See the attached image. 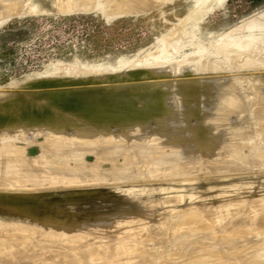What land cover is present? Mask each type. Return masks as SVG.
Here are the masks:
<instances>
[{
	"label": "rangeland",
	"instance_id": "obj_1",
	"mask_svg": "<svg viewBox=\"0 0 264 264\" xmlns=\"http://www.w3.org/2000/svg\"><path fill=\"white\" fill-rule=\"evenodd\" d=\"M5 1H7V0H5ZM13 1L14 0H10V1L8 0V2H10L12 5H14L13 3L17 4L19 2L18 0L14 1V2ZM22 1H24V0H21V2ZM74 1L72 3L73 6L68 7L67 10H66V8H59V9L55 8L56 11H54V10L51 11V9L49 11L47 9V10H45V12L44 11L43 12L42 11L41 12H36V11H32V12L29 11L28 12V10H26V9H28V8H26V6H25V9H23L24 7L23 8L21 7L23 2L20 6V9L16 10L17 8H19L18 4H20L21 3L20 2L17 4L18 6H16V7L12 6V8H14V10L12 9L13 12H11L12 11L11 10L10 11L11 13L9 12L7 14H2L3 16L0 15V95H1V93L6 91L5 96H4V94H2L1 95L2 97L0 96V99L4 100V102H6L7 101L6 100V94L10 95L11 94L10 92L13 93V92L19 91L22 93V95L25 96L26 101H37V102L39 101L40 103H46L47 99L49 98V99L53 100L55 103H59V100H61V98H60L61 94H63V95L65 94L64 91H62L61 93L59 90L57 91V89L59 87H55L56 89L53 88L52 89L53 91L51 89L45 90V89L40 88L41 91L40 90L39 91L44 94V95L43 94L41 95V93H38L39 92L38 90H37L38 92L37 91L35 92V87L32 85V84L36 83L35 81H37L35 79V78H37V76H33V72L45 71L46 68H47L46 69L47 70L46 76H51V77L53 76V78L60 79V80L67 79V82L69 79H72V80L74 79V81H76V83L78 82L77 83L78 86L75 88L72 86V85H74L73 81H72L73 84H71V81L69 80V82H70L69 84H70V86H72V88L69 87L68 83L65 82L66 86L69 88V89L66 88L65 92H67V90L71 91V89L72 90L77 89V91H79V82H80V87H81L80 90H82L85 85H88L87 87L90 88L91 86H89V85L92 82L90 80H93L92 83L93 84L96 83V85L99 86L98 88L100 90L101 84H99V81H98V84H99L98 85L97 82H95V81H97V79H98L97 77H102V79L106 82V84H105V82H104V84L102 83V87H104V85H106L107 88H110L109 91H113V93L115 94V96L117 98L120 94V96H119L120 100L123 99L126 104L123 103L122 100L120 101L119 99L115 98L114 94L110 93L107 89L104 90L103 88H101L104 91L109 92V93H107V92L104 93V91H102V93H101L102 95H101L99 93L100 91L97 90L98 89L97 88L95 91L96 93L94 92L97 95V96H95V94L92 91L95 90V88L97 86H92V89H89V90H91V92L88 91V89L85 87L84 89L87 90L86 91L87 96H85V97L88 98L89 95L90 96L92 95L91 96L92 98H93V96L98 97V98H100L99 99L100 101L105 102V104L108 103L106 106L103 102H101L102 104L105 105V107H108V105H109L110 108L109 107L108 108H109V110L111 109L110 112H111L112 118H109V123L110 122L111 123L107 124V127H109V129H113V128L116 129L117 128V130H119V131L115 130L116 131V132L114 131L115 134H117L118 132H119V134H121L120 131L122 132V134H124V132L127 131L126 134H124V135H127V133L128 134L131 133L129 135L132 137H129L127 135L128 136L127 138H132V139L129 142V140L119 139V138H121L122 134L121 135H119V134L115 135V137L118 136V138L117 137L116 138L119 139L120 141L119 140L116 141L115 137H113L111 139L113 143L112 142L109 143L110 140H108V143L107 142L106 143H107V147L110 146L109 148H111V149L113 147L115 152H117V153H119L121 151V149L123 150L119 153V155L117 154V156H116V153H114V152H113V154L110 155V156H113V158H114L113 161L114 162L117 161V162H115L113 164V161L112 162L110 161V160H112V157L110 158V156H107L108 160L106 159V157H104V159L107 161L102 160L103 163L99 162V164H101V166H103V168H105V169H107L106 168L107 166L109 167L111 165L113 167L112 168L110 166L111 170L114 169L115 172H116V169L114 168V166H119L118 167L119 170H117L116 173L119 175L120 172H124L125 174L121 173L122 176H120L121 174L119 176H115L117 174L115 172H112L113 173L112 175H114L112 177V175L110 174L111 177L113 178V179L111 178L112 182L109 180V178H110V175H109L107 180H105L103 182H99V183L93 182L92 184L90 183L91 186L93 184L95 185L92 187L89 184H87L89 186L84 185V187L86 186V188H84L83 186L82 187L79 186V188H77L75 186V188L73 187L72 188L73 190H70V191H76V193H77L76 195L78 196L77 198H72L71 196H69L66 199L64 198V200L59 201V200L50 199L47 196V199L45 198V200L38 202V206L43 208L42 209L43 215H48V217H49L51 214L53 215L54 212H56V211H62L61 209L67 207V205L71 206L72 209H75V211L73 213H77V214H80L82 216L83 215L85 216V214L83 213L85 210H87L88 212H92L93 213V216L91 215L92 218H100L102 216H105L106 214L111 215L112 213H119L118 217L121 219L124 218L123 223L126 222L124 224L129 225L132 228V230H137L138 227H139V229H142V226H143L145 228L144 230H142L143 232L145 231L147 233L148 232L147 230H150L151 232L153 231V233H154V231H155V233L152 235L154 237H156V235L157 234L159 235V233H160V235H159L160 237L157 235V237L159 239L154 238L156 240H154V239L150 240V239H148L147 236H145V238L147 237V240L150 242L143 239L144 238L143 236H142L143 238L140 237L139 239H141V241H143V240L146 241V242H142V244L146 243L147 245L144 244L142 246L139 244V247L137 246L136 249L134 248V250H133L134 255H135V251L137 250L136 254L138 253V251H140L139 252L140 254H138V256L139 255L142 256V253L147 249L144 246H149L150 248L148 247L149 248L148 252H150V254L148 252H146V255L149 254L152 256V255H155V251H156L155 247H157V249L159 250V253H158V251L156 253H158L159 256H157V254H156L155 255L156 257L153 256V257L149 258V260L152 261L151 262L152 264H154V263L160 264L159 262H161L162 264H167V263L171 264V262L172 263L174 262L171 259H174L175 262L176 263L178 262L179 264H185V262L186 263L188 262V264H191V263L195 264V262H196V264H197V262H198V264L199 263L200 264L201 263L202 264H228V263L229 264H241V263H237L234 261H238L240 259L244 260L247 257L250 258L249 262L251 260L257 258V259H260L261 264H264V237H263L264 236L263 235L264 229H262V228H264V220H261L257 216V212L259 215V211L261 212L260 214L264 213L263 212L264 195H262L264 193L260 194L261 190L264 188V186L263 185L261 186V184H260V183H262V182H260L261 179L264 182V180H263L264 179V175H263L264 174L263 173L264 172V166H263L264 165V163H263L264 162L263 161L264 156H261V155H264V153H263L264 152V118L262 116H260L261 112L264 113V66H263L264 65V36H262L264 28L262 27L263 30L261 31L260 25L257 24L259 22H257L256 20H254V23L255 22L256 23L253 25L255 26L257 24V25H259L260 28L254 27L252 24H250L251 23L250 20L257 19L258 17L261 16L262 12L264 11V0H227L225 2V4L222 5V7L221 6L220 7H214V5L215 6L219 5V4L212 3V1L214 2V0H212V1L211 0H204V1L201 0V2H200V0H98V1L97 0H87L88 2H85L84 0H74ZM80 1H82L81 4H80ZM99 1H102L103 3L101 2V4H100ZM97 2H99L100 6L98 5ZM74 3H75V5H74ZM88 3H90V4H88ZM95 3H96V6L94 5ZM205 4H207L208 6H206ZM209 4H210V6H209ZM108 5H109V7H108ZM92 6H93V8H92ZM212 6L214 9L212 8ZM84 7H86V8L84 9ZM74 9H76V10H74ZM83 9H84V11H82ZM86 9L87 10L89 9V10L87 11ZM17 11H18V13H17ZM21 11L23 13H20ZM9 14H11V15H9ZM259 14H260V16H259ZM257 15H258V17H256ZM197 25H199V27L201 26L200 27L201 29L200 28L196 29L195 26H197ZM246 25H248V26H246ZM250 25H251V27H250ZM247 27H249V28H247ZM246 30H248V31H246ZM258 30H260V31H258ZM193 32H195V33H193ZM250 32H252V33L254 32L253 35L251 33L252 36L249 35ZM256 32L261 33V34L260 35L258 34L256 36V34H255ZM200 38H201V42H199V44H198L197 41H199ZM193 41L194 42L196 41L195 43L197 45ZM198 48H199V50H198ZM205 48L206 49L208 48L207 49L208 52H207V50H205ZM196 49L198 51H196ZM204 52L205 53L207 52V53L205 54ZM209 52H211V53H209ZM163 53L164 54L168 53V54L172 55L170 62L166 61L165 59H162L161 56L163 55ZM207 56H210V57H207ZM186 58H195L196 59L195 61H197V59L200 58V59H198L197 63L198 62L200 64L206 63V66L211 65L212 66L211 71L209 72L208 71L209 69H205V70H201V72H199V71L194 72L195 71L193 69L194 66L193 67L190 66L192 68L190 71L191 74L189 73V71L184 72V71L179 70L180 68H182L183 65L177 67L176 64L178 62H182L181 60H185ZM211 59H212V61H211ZM118 62H120L119 65H115V64H118ZM164 64L168 68V69L164 70V72L167 70L165 73L159 72L160 74L159 73H156V75L152 74V76L149 77L148 71L152 70V68H151L152 66H155V67L157 66V67L162 68L163 67L162 65H164ZM159 65H161L162 67ZM172 66L174 67V69H172V72H171L170 68ZM155 67H153V68H155ZM147 69H149V70L147 71ZM146 71L148 74V78H145V81H144V79H142V77L145 76ZM204 71H205V73L206 72H208V73L205 74ZM219 71H222L223 73H221ZM228 73H229V75H228ZM134 74H136V75H134ZM168 74H169V76H168ZM180 74H181V76H185V77L190 76V78H192L191 81L196 79L195 82L197 81L199 86L202 84L201 85L202 89L200 88V91L196 94L190 95V92H189V95H188V92H187V96H185V97L182 96V94L180 93L182 91H180V92L178 91L180 88L179 89L176 88L177 87L176 83L179 84V82H177V80L179 81L180 79L185 78V77H181ZM198 74L201 76H199ZM207 74H209L211 77H214V76L217 77L218 81L210 82L209 81L210 79L205 78V77H210ZM217 74H218V76H217ZM124 75H126V76H124ZM219 75H221V76H219ZM161 76H162V78H161ZM92 77L95 79L97 78V79L94 80ZM145 77H147V76H145ZM76 78H77V80H75ZM85 78H92V79H89V81L87 83H85V85L84 84L82 85V83H84L82 81V79L85 80V82H86ZM102 79H101V81H103ZM107 79H109V80H107ZM112 79H114V81ZM123 79H124V81H122ZM148 79H150V80H148ZM170 79H171V81H170ZM188 79L189 78H187V80ZM182 80L185 81L186 79H182ZM199 81L200 82L202 81V82L199 83ZM143 82L146 83L145 86L147 88L144 85H142ZM60 83L65 84L64 81H62ZM123 83H125V84L121 88L122 85H120V84H123ZM140 83H142V84H140ZM228 83H229V85L227 87L226 85ZM230 83H231V86H230ZM195 84H197V83H195ZM198 84H197V86H198ZM158 85H160V86H158ZM172 85L173 86L176 85V87H174L173 89L176 90L177 92L171 88V87H173ZM203 85L204 86L206 85V86L203 88ZM232 85H234V86H232ZM153 86L155 88H157V90L160 92H155L156 89ZM169 86L172 90L171 89L168 90ZM93 87H95V88L93 89ZM158 87H160L161 89ZM205 88H207L208 90H206ZM59 89L61 90V88H59ZM117 89H119V90H117ZM151 90H154L155 96H154L153 91H151ZM47 91H49V92H47ZM97 91H99V92L97 93ZM50 92H51V94H50ZM57 92H59L60 96H59V94H57ZM69 92H67V93L69 94ZM74 92H76V91H74ZM122 92H124L123 95H125V96L122 95ZM161 92H164V93H161ZM54 93H56V95H55L56 97L58 96V98H60L59 100L57 98L55 99V96H53ZM84 93H85V91L82 90L80 95L84 96ZM156 93H157V95H156ZM178 93H179V95H177ZM77 94L79 95V93H77ZM117 94H118V96H117ZM206 94L209 96H207ZM47 95L52 96V98H50L48 96V98L46 99L45 97ZM69 95H71V94H69ZM103 95H105V96L107 95L110 97L112 95L113 98H111V99L115 100L114 102L117 101L118 104L120 102L121 104L123 103L124 105H128L129 107L123 106V104H122V107L125 108V111L122 110L123 109L122 107H120L121 104H119L120 105L119 106L116 103V105L119 107H116V105H115L116 109L122 108L121 109L122 112L123 111L125 112L124 113L125 115L123 113H122V115L123 116L127 115L126 118H122L120 116L121 115V114H119V113H121L120 109H119V111L117 110L118 112L116 111V109L114 108V105H112V103H113L112 100H111V102H110L111 104H110L108 102L109 99L106 98V101L107 100L108 101L107 102L105 101V96L102 97V99H101V96H103ZM176 95L179 97H177ZM221 95H223V96H221ZM3 96L5 97V99ZM7 97H9V96H7ZM125 97H127L129 99V102L127 101L128 99H125ZM162 97L164 99L161 100L160 98H162ZM169 97H173V98L176 97V99L169 98ZM181 97H183V98L181 99ZM215 97L217 98V101H216ZM224 97H227V98L230 97V99L227 100ZM69 98H70V96H69ZM98 98H96V99H98ZM155 98H159V99H157V100H159V103H161L163 101V103H165V104H166V100L167 101H168V99H170V100H169V103H167L166 105L164 104V107L163 106L161 107L163 109L159 108L160 106H158V108H159L158 109V108H153L157 103V100H155ZM166 98H168V99H166ZM62 99H63V100H61V102L63 101L62 105L65 104L64 101H66V104H69L67 101L68 95H67V99H66V95L63 96ZM93 99L96 100L95 98H93ZM177 99H180L179 101H177V103H179L178 105L176 103ZM213 99L215 100V102H213L214 101ZM220 99H222L223 101L225 100L226 104L224 105L223 103H225V102H222ZM55 100H57L58 102ZM171 100H173L172 101L173 103L171 102ZM201 100H202V102H201ZM96 101H98V100H96ZM100 101H98L97 103H100ZM143 101L146 104H141V102H143ZM174 102L176 104H174ZM220 102L222 104H220ZM227 102H228V104H227ZM218 103L222 106L224 105L225 108L227 105L230 106V108L228 107L229 110L227 108L225 109L224 106H223V108H224L223 110L219 109V108H221V106ZM1 104H2V101H1ZM66 104H65V106H66ZM168 104L171 105V108L169 106H167ZM216 104H218L219 107H215ZM237 104H239V105H237ZM59 105H61V104H59ZM69 105L71 106V104H69ZM142 105H144V106H142ZM176 105H177V108H176ZM180 105H181V107H180ZM194 105H197V106H194ZM200 105H201V107H200ZM137 106H139V108ZM112 107H113V109H112ZM183 107H184V109H183ZM191 107H192V109H191ZM232 107H234L236 109H238V107H239V110H237V111L235 110L236 112L232 111L231 110V109H233ZM64 108L69 109L70 107L67 108V106H66ZM145 108H147V109H145ZM126 109H127V111H126ZM218 109H219V113L218 112L215 113L216 111L214 112V110H218ZM128 110L130 112H128ZM211 110H213V112ZM226 110L232 111L231 114L229 112V114H227L225 116V117L229 116L226 119L230 122H228L224 118V114H225ZM134 111H136V113ZM196 111H197V113H196ZM115 112H117V113L115 114ZM166 112L168 113L169 116L174 117V118L177 115V119L180 118L179 121L176 120L178 123L181 121L180 123H182L183 125L185 123L188 124V125L185 124L182 128L181 127L182 124L179 125L177 123L179 125V128H182L180 130V134H182L180 136V139H181V137L184 136L183 138L185 140L183 138L180 140L178 137L180 134L179 133H177L179 135L176 134V132H178L179 129L177 131H174L175 132L174 136H177V137H174V136H172V132L171 133L170 132L168 133V131L163 132V130L165 129L163 127V125H160V127H158V129H160V131L163 129L161 132L158 129H156L157 127L153 128V126H154L153 125V123H154L153 119L154 118L158 119V117L159 118L163 117V115L167 114ZM234 112L236 114H234ZM259 112H260V114H259ZM153 113H154V115H153ZM187 113L189 114V116ZM226 113H228V112H226ZM190 114L193 117L190 116ZM213 114H216L215 115L216 118H215V116H214V118L217 120V123L220 121V123L223 124V125L221 124V126H220L222 128V132H221V129L219 127H217L219 130L215 129L216 130V132H215L214 128H212L208 122L206 124L205 121L210 120V117L212 118ZM221 114H223V115H221ZM244 114H246V116ZM114 115H116V116H114ZM220 115L222 116L221 118H223V119L219 118ZM257 115H258V117H257ZM114 117H115V119H113ZM149 117L153 118V119H150ZM248 117L251 119V121H250V119L248 120ZM118 118L122 119L124 121L125 125H123V123L121 125H119L121 123V121ZM214 118H212L211 120L214 121L215 120ZM116 119H118L120 122ZM125 119H127L128 124H126ZM192 120H193V122H192ZM225 120H226V122H225ZM116 121L119 122V124ZM136 121H138V122H136ZM247 121L251 122V123H248ZM114 122H116V123H114ZM197 122L200 124H198ZM45 123L46 122H44L45 126L44 125L41 126L42 128L43 127L44 128H51L50 126H52V125L47 127V125H49V122L47 124H45ZM136 123H137V125H136ZM142 123L145 125H143ZM192 123H193V126H192ZM202 123H204V124H202ZM243 123H245V124H243ZM246 123H248V125ZM112 124H115V125H112ZM116 124H118L119 126ZM189 124H190V126H189ZM241 124H243V126ZM151 125H153V126H151ZM206 125H207V127H206ZM240 125H241V127H239ZM59 126L60 125H58V129L60 128L59 130L61 132H64L65 130H67V132L66 131L65 132L67 133L66 137H68V138L70 136L69 134L71 133V131H72L71 134H75V132H77L76 135H74V136H77V138L74 139V141L77 140L79 137V140H81L83 143L82 144L81 141L77 140L76 143L77 142H80V143H78V144L75 143L73 145V147H75L74 153H76L77 155L79 154L80 156L82 155L81 158L78 157L79 155L77 156L78 158L76 157L79 161L81 159L82 163L79 166L81 161L79 162L78 160L75 159L74 162L75 163L79 162V163L78 164L76 163L75 165H74V163H71V164H73L72 166H74V167L79 166L78 168H81V167L83 168V165H84L83 163L89 162V161H90V163L97 162V164H98V161H100V159L98 157H96L97 156L96 153H98V150L100 149V147L104 148V150L107 149L106 146L104 147L102 141H98L99 142L98 143L97 140H94L92 142L93 144H90L89 142H87V144H86L85 143V141H87L86 139H84L85 141L80 139L84 135L87 134L85 131H82L78 128L80 130L78 132V129H76V128L71 129L73 127H70V126L69 127L67 126L68 129H67V127L64 128V126H61V127H59ZM123 126H125L126 129ZM138 126L140 127V129ZM161 126L163 127L162 129H161ZM218 126H219V123H218ZM54 127H56L55 129L57 131V125H54ZM120 127H121V129H118ZM122 127L124 129H122ZM130 127H132V129ZM235 127L236 128L239 127L238 128L239 130L235 129ZM128 128L130 129L131 132H128L129 131ZM185 128H188V130L187 129L185 130ZM245 128H246V131L244 130ZM250 128H253V129H250ZM52 129L54 130L53 127H52ZM212 129L214 130V134L212 133L213 132ZM233 129H234V131H233ZM48 130L51 131V129H48ZM149 130L151 131V133ZM152 130H154V132L157 133L158 137L156 136V134L154 132H152ZM144 131H146V132H144ZM147 131H149V132H147ZM251 131L253 132V134H251L252 133ZM13 132H14V134H12ZM13 132L12 133L10 132L11 134L7 133V134H5V136H8V134H9L10 139H15L16 141L15 140H9L8 142L9 143L14 142V144H18V143L22 142L25 144L26 141L24 142L22 139V136H25V135L18 133L19 131L18 132L13 131ZM65 132H64V134H65ZM82 132H84L86 134L83 135V134H81ZM143 132H144V135L145 134L148 135L149 133H150L149 135H151L152 133H154V134H152V137L150 136V138L146 140V139L142 138ZM174 132H173V134H174ZM219 132H220V134H219ZM237 132H238V135H237ZM158 133H160V136ZM204 133H206V134H204ZM216 133H218V134L216 135ZM232 133H234V134H232ZM239 133H241V134H239ZM249 133L251 134V136ZM79 134H81V135H79ZM169 134L171 135L170 137H172V138L168 137ZM211 134H213V135H211ZM166 135H167V137H166ZM186 135L188 136L187 138H185ZM206 135H208V136H206ZM218 135L221 136L223 139L221 140V137H219ZM1 136L2 135H0V137ZM3 136H4V134H3ZM11 136H14V137L12 138ZM15 136L16 137L18 136L19 138H15ZM197 136L200 137V139L203 138L204 140L206 139L209 142L202 140V142L197 143V141L200 140ZM193 137H195V138H193ZM151 138L152 139L159 138V139H156V141H155V139L152 140ZM167 138H169V139H167ZM41 139H43V138L42 137L38 138L39 141H41ZM66 140H67V138L65 139V141ZM191 140L194 141L193 142L194 144L192 143ZM219 140H220V142H219ZM69 141H71V139H69ZM115 141L117 142V143H115L116 146L114 144ZM124 141H128V143H126ZM159 141L161 143H159ZM1 142L2 141L0 139V143ZM183 142L185 143V145L186 144L187 145L185 146ZM188 142H190V143H188ZM203 142H205V144ZM3 143L4 142H2L0 146H2ZM151 143H153V144H151ZM180 143H183V145ZM196 143L198 145H195ZM199 143H201L200 146H199ZM206 143L210 144V145L208 146ZM233 143H239V144L234 145ZM110 144L111 145L114 144V146H111ZM118 144H120V145H118ZM230 144H232V145H230ZM36 145L37 146H33L32 148L34 149L36 147L38 149L39 144L37 143ZM76 145L81 146V147H78V149H77ZM85 145H87V146H85ZM90 145H91V148H90ZM194 145L196 146V148ZM216 145H219V146L216 147ZM256 145L263 146V148L260 147L262 150V151H260L261 154H260V152H257V151H259L258 150L259 147ZM182 146H183V148H182ZM228 146H231V147L233 146L232 148H235V149L232 150V148L228 147ZM235 146L236 147L239 146L241 148L243 147L242 148L243 152H242V149L237 147L241 150V152H240L239 149H236ZM254 146H255V148H254ZM185 147H187V148H185ZM248 147H249V149H247ZM256 147H257V149H256ZM87 148H88V150H87ZM144 148H146V151ZM198 148H199V150H198ZM81 149L83 151H81ZM94 149H95L96 153L94 152ZM129 149L131 150L132 153H134V152L136 153L139 151L138 153L140 154V151H141L142 153L140 154V157L142 154H143L142 156L147 155V151L149 150L148 152L151 153V156L148 154L146 156V160L142 159L145 157L138 158L137 160L132 159L129 157L130 156L129 153H131V152H129L130 151ZM186 149H188L187 152L185 151ZM225 149L226 150L228 149L226 151L227 153L225 152ZM252 149H254V150H252ZM255 149L257 152V154H255V155H257V157H259V155H260L259 158L255 157V155L253 154L254 153L253 151H255ZM76 150H78V151L76 152ZM154 150H155V152H154ZM191 150L193 153L191 152ZM194 150H196V152H194ZM200 150L201 151L204 150L205 152L204 151L201 152ZM218 150H221V151L219 152ZM230 150L233 151L232 154H236L234 151L240 152V153L237 152L238 156L237 155L235 156V158L236 157H239V158L243 157V158H241V160L236 158L239 160V165H238V161H236V159H234V160L228 159V157H230L232 155V154H230L231 153ZM248 150H251V152ZM126 151H128L129 153ZM144 151L146 154L144 153ZM215 151H216V153H215ZM217 151L221 154V156H219V153ZM247 151H248V153L250 152L249 156L251 154H253V156L257 159L255 160V158H253L252 155H251L252 158L251 157L247 158L248 153L247 154L245 153ZM125 152L128 153L129 155L127 154V157H125V159H124L123 153H125ZM162 152H163V154L165 153L164 155L163 154L162 155L163 156L166 155L167 156L166 158H168V159H164L163 156H161V154H159ZM171 152H172V154H174V153L177 154V155L175 154L176 155L175 157H177V158L174 157L175 161H173L174 159L171 158ZM221 152H223L224 155H222ZM126 153H125V155H126ZM152 153L155 155L153 156ZM167 153L170 155V157ZM241 153L242 154L245 153V154H243V156H242ZM83 154H84L85 158H84ZM239 154H241V156ZM215 155L218 156V158ZM211 156H212V158H211ZM225 156L227 157V159ZM179 157L180 158L185 157V158L182 160ZM207 157L212 159L213 161L212 160L211 161L213 163L210 162V159L208 160ZM231 157L234 158L233 155ZM261 157L263 158V160ZM126 158L128 160L127 163H126V161H127ZM158 158L160 160L164 159V161L160 162V160ZM201 158H203L202 159L203 161L206 160L205 162H206V164L207 163L208 164L206 165L205 162H202ZM244 158H247L245 160L246 161L249 160L248 162L252 163V164H250L248 166L249 163L247 164V162L245 160L244 161L242 160ZM72 159H74V158H72ZM83 159L85 162L83 161ZM171 159H172V161H171ZM185 159L189 160L188 163L185 162V161H187ZM195 159H197V161ZM214 159H217V160H214ZM225 159H226L227 163L225 162ZM135 160H136V162L134 164V162H132V161H135ZM156 160H159V161H156ZM198 160H201V162L203 164L202 165H201V163H199L200 165L195 164L196 162L197 163L200 162ZM230 160H232V161H230ZM250 160H251V162H250ZM254 160L257 162L256 164H255ZM257 160L259 162L261 161L263 164L261 162L259 164ZM166 161H167V163H164V166L166 167L165 168L162 166V164H163V162H166ZM228 161H230L231 163ZM233 161L237 163L238 167L236 166V164ZM242 161H243V163H245V165L247 164L246 166H248V167H245V165H242L243 164ZM131 162H132V164H130ZM159 162L162 164H160ZM178 162H180V163H178ZM222 162L225 164L223 165ZM232 162H233V164H232ZM110 163H112V164H110ZM118 163L122 164L121 168H120L121 164L119 165ZM170 163H171V165L169 166L168 164H170ZM253 163H254V165H253ZM155 164H157V166ZM216 164L218 165V167L216 166ZM226 164H227L226 169L227 170L229 169V171L222 168V165L225 167ZM158 165L160 167H158ZM204 165H206L207 167L210 166L207 168L208 171H206L207 169H205L206 166H204ZM213 165H215L216 168ZM230 165L233 168H231ZM140 166L142 167V169ZM161 166L164 169H162ZM168 166H169L170 170H171V168H173L171 170V171H173V173H170L171 171L168 172L169 171ZM180 166H181L182 170L179 169ZM200 166H201V171H202V168L204 166V169H203L204 172L200 171L201 172L200 173L199 171H195V170H198L197 167L200 168ZM219 166H221V167H219ZM260 166H263V167L260 168ZM125 167H127V168H125ZM154 167H156L157 169ZM195 167H196V169H193ZM211 167H213L214 169L212 168L213 169L212 170ZM234 167H236L237 169L239 167L240 168L238 170H236V168H234ZM252 167H254V168H252ZM131 168H132V170H131ZM144 168L146 169V172H145ZM121 169H123V171H120ZM189 169L190 170L193 169L194 171L192 170L191 171L192 173H190ZM209 169L211 172H209ZM220 169H222L223 171L225 170V171L223 172ZM155 170L159 171V172L156 171V173L158 175L156 173H155L156 175L154 174ZM161 170H162V172H161ZM165 170H166V173L168 172L167 174L163 172ZM151 171H153V172H151ZM180 171H183L184 173L180 172ZM214 171H218L219 174L214 172ZM220 171H222V172H220ZM252 171L255 174H253ZM174 172H177V173L175 174ZM212 172H213V174H212ZM147 173H148V176H147ZM193 173H195V174H193ZM214 173H216V174H214ZM259 173H261L260 174L261 176L259 175ZM132 174H134L135 176ZM230 175H233V176L231 177ZM253 175H255V176H253ZM123 176H126V177H123ZM138 176L140 177L139 178L140 180L138 179ZM256 176H260V180L259 179L256 180ZM116 177L117 178L120 177L119 178L120 180L116 179ZM129 177L132 179H130ZM223 177L224 178L231 177L232 179L234 177L239 178V179L241 177H243L245 179H243L244 181L241 180L239 182L233 183V181L234 180L236 181V179L232 180L230 178L231 179V182H230V179L227 180V178H226V180H227L226 181ZM93 178L95 180L98 179L96 176ZM114 178H115V181H113ZM206 178H208V179H206ZM210 178H213L214 181L215 180L219 181V184H217V185L215 184L218 182H215L213 184L212 182H214V181L209 180ZM257 178H259V177H257ZM157 179H159V180H157ZM239 179H237V181ZM246 179L247 180L252 179V182L255 181L254 182L255 186L253 185V187H256V188L258 186H259V188L261 187L260 191L256 190V188H254L255 190H253L252 185L249 184V183H252L250 180H249L250 182L249 181H247V182L251 187L249 185L247 187L246 186L247 184L246 183H245L246 185L244 184V182H246ZM117 181H120L121 182L120 184H123L121 186L124 187V185H125L124 189L121 188L123 191H121V189H117L118 191H116L115 188L113 189L115 184L116 185L119 184V182L116 183ZM122 181L124 183H122ZM127 181L131 184H129ZM12 182H16V181H12ZM107 182H109V183L114 182L115 184L113 183L114 185H112L110 183V185H109V183H107ZM135 182H137V183L139 182V184L140 183L141 184L138 185ZM143 182H144V184H143ZM167 182L170 185H166ZM191 182H193L194 184H192ZM221 182H223V183H221ZM226 182H228L230 185L227 183V184H225L226 185L225 186L224 183H226ZM105 183L108 186H106ZM171 183L173 184V186H171L172 185ZM232 183L234 185L235 184L237 185V186L235 185V189H237L239 186L242 190L240 188H238V189H240L242 192L241 191L237 192V190H236L235 191L236 193H235L234 191H232V188L234 190V185ZM239 183L242 185H238ZM257 183H259L260 185ZM98 184H101L102 186L105 185V186L101 187ZM134 184L135 185L137 184L138 186L137 185L135 186ZM211 184H212V186H211ZM219 185H222V186L219 187ZM228 185H229L230 190L228 188H225ZM109 186L110 187L113 186V187L109 188ZM241 186H243V188ZM244 188H245V191H244ZM259 188H257V189H259ZM69 189L70 188L56 190V188H55V190L53 189L51 191H53V192L61 191V190H67L68 191ZM75 189H77V190H75ZM248 189L252 190L251 193L248 192ZM35 190H31V192L32 191H33L32 193L49 192L48 190L47 191L41 190V189H35ZM38 190H40V191H38ZM12 191H18V190H12ZM19 192H17V193H19ZM122 192H124V193L121 194ZM185 192H187V193H185ZM262 192H264V191L262 190ZM125 193H126V195H125ZM128 193L131 194V197H129L130 195ZM133 193H135V194H133ZM202 193H204V194H202ZM238 193L241 194V197H243V195L245 197V198L244 197L241 198V200L244 199V202L241 201L243 205H240L241 202L239 201L240 197H239ZM197 194L201 195V197H200L201 199L196 201V203H195L197 211H199L201 214H205L208 211H211L212 214L216 213V215H217L218 213H220V214L223 212L227 213L230 210L228 212V215L226 214L227 216L225 214L224 215L222 214L223 218H224V216H226L225 217L226 223L229 220V223H227V225L229 224L228 226H230L233 229L238 228L239 226L241 227V225L242 226L244 225V227L246 228V230L248 232V233L245 232L248 236L246 238L248 239V241H249V239H253L252 242H254V240H255V242L253 244H251L252 242L250 240V244H248L246 242L247 240L241 239V238H245L242 235L240 237L241 240L239 239V241H243V244L240 242L241 245H244L246 243L244 245V248L248 244L249 246L246 247L247 249H243L242 248L243 246L242 247L240 246L241 248H237L239 246L238 245L235 248L236 250L234 249L232 251L233 253L229 252L225 248H224V250H223V248L220 249L221 251L224 252L223 255L221 254L223 252H221L220 250H218L220 252H218V251L216 252V250L218 249V247H217L218 244L216 241H215L216 244H213V243H215L214 239H216V237L218 238V236H217L218 234H214V231L215 232H217V231L215 228H213L214 225H216V221H215L216 218L213 215H212L213 217L211 215L205 216L208 219V222L211 225H213V227H210V230H211V228H213L211 230L212 232H210V230L208 231L205 228L207 230L206 231L205 229H203V227H204L203 226L202 229L199 228V230L201 229L200 231L204 230V233H206L205 237L203 235L204 233L202 234V236H203L202 237L200 234L197 235V233H199V232H197L195 230L196 229V226H195V228L192 229V231L193 230L194 231L192 232V236H191V237H193L192 238L193 240H191V238L189 237L191 234H189V233H191V228H193V226H188V225H191L189 223L190 221H185L186 220L185 218L187 217L188 212H187V210H185L186 212H184L182 210L184 209V207H187L186 205H190L191 202L194 199H196V197L198 196ZM249 194H251V197ZM134 195H136V196H134ZM181 195H182V197H180ZM216 197H217V199H216ZM246 198H247V200H246ZM231 200H232V202H231ZM249 200H254V203L256 201H258V203L256 202L255 204H257V205L259 204L258 206L256 205V207H259L260 209L259 208L256 209L253 201L252 202L250 201L252 203V204H250ZM27 201H29V200H27ZM238 201L240 203H238ZM220 202H223V203L220 204ZM234 202H236V203H234ZM246 202H248V203L246 204ZM33 203H34V201H33ZM29 204H31V203H29ZM245 204L246 205L250 204L252 206L249 205L247 207V206H245ZM30 206L31 205H26V204L25 205H19V204L17 205V204H13L12 202L11 203L5 202L4 204L0 203V219L6 221L8 223L7 227L8 228L12 227L10 229H15L18 225H22L23 223H26V222L42 223L43 217H40L36 214H33V212L30 209ZM34 206H37V205H34ZM253 206L256 210L254 208L251 209V207H253ZM261 206L263 208H261ZM48 207H50V209ZM145 207H148V208H145ZM224 207H226V209ZM252 210H255L257 212L255 213ZM250 211H252V212H250ZM241 212H243V213L241 214ZM61 213H62V215L60 216V218H63L64 216H66V217L70 216L69 213H67L65 211L61 212ZM183 213H185V214L183 215ZM235 213H236V215H235ZM251 213H253V214H251ZM172 214H174V215H172ZM177 215H179V216H177ZM182 215L185 217H183ZM229 215L231 216V218ZM249 215L253 218L255 216L254 221L252 220V218H248L247 219L248 221L247 220L241 221V218L243 216L248 217ZM176 216H177V218H175ZM112 217L113 216H111V218H109V219H112V221H113L112 224L111 223L108 224V222H106L108 226L105 227V229L106 230L109 229V230L108 231L105 230V231L108 234L104 231H103V233H101V234H103V236L106 233L107 235L105 234L106 236H104V237L106 238L107 236H109V238H107L105 240H107L109 242L112 241L111 243H113V240H115L118 237V236L116 237V235H114V234L112 236H110L109 234L112 231L116 232V229H118L119 227H122V228H119L121 230L122 229L124 230V228H125V230H127V227L129 229V226H125L124 224H123L124 226L121 225L122 224V222L120 223L121 219L118 220L119 219L118 217H116V218L113 217V218H115V219H113ZM172 217H174L173 218L174 220H172ZM232 218H234V219H232ZM257 218H258V220H257ZM109 219H108V221H111ZM125 219H127L128 222H127V220L125 221ZM144 219H146V220L144 221ZM114 220H115V222H114ZM142 220L144 221V223L147 221L146 222L147 228L145 227L146 223L144 224ZM148 221H149V223H148ZM172 221H173V223H171ZM182 221L185 223L188 222L187 223L188 228H187L185 223L183 225L181 224ZM177 222H179V224ZM255 222L258 225L259 230H256L257 227H256V225L254 226ZM115 223L117 225H115ZM89 225L90 224H88V226ZM113 225L119 226V227L118 228L115 226L113 227ZM150 225L151 226L152 225L158 226V227L157 226L156 227L159 228L158 229L159 231L155 227L156 230L158 231L157 234H156V230H155L154 226H152L153 228L150 229V227H149ZM252 225L254 226L253 228L256 227L255 230L258 231L259 233L256 232L255 234H253L255 231L251 232V230L253 229ZM85 226H87V225H85ZM104 226H106V224ZM175 226L177 227V229L175 228ZM111 227H113L115 229H113ZM160 227H161V229L165 228L166 230L163 229V231H162L160 229ZM85 228L86 227H84V229ZM90 228H91L90 226L86 228L87 229L86 231H88L89 233L91 231V230H89ZM181 228H183V230ZM189 228H190V230H189ZM178 229H180V231ZM184 229H186V230H184ZM248 229H249V231H248ZM181 231H183V232H181ZM186 231H187L188 235L186 233H184ZM188 231H189V233H188ZM195 231H196V233H194ZM93 232L94 231H91L92 234H93ZM151 232L149 233V235L152 234ZM207 232L209 233V235L207 234ZM112 233H114V232H112ZM161 233H163V234H161ZM181 233H184V237L182 236L183 239L181 237V235H182ZM210 233H212V234H210ZM250 233H252L254 236ZM115 234H117V233H115ZM174 234L176 236H174ZM93 235L90 237L96 238L94 236H97L98 233L95 234L94 236ZM196 235H197V237H201L202 240H200L201 238L195 237ZM207 235H208V237H207ZM185 236H186V238L189 237V239L191 241L189 239H187L189 241L188 242L186 240ZM177 237H179V238L177 239ZM194 237L196 240L194 239ZM67 238H66V240L70 239V238L69 239H67ZM113 238H115V239H113ZM175 238L179 241H177ZM181 239H182L183 243L179 244V242H181ZM208 239H210V240H208ZM116 240H117V243L115 242ZM116 240L114 242L116 244H119V242H118L119 240L118 239H116ZM184 240L186 241V243ZM199 240H200V242H199ZM203 240L205 241L204 243H206V242L208 243V244H205L206 246L208 245L207 247H205L204 244L202 245ZM244 240H245V242H244ZM151 241L153 244H151ZM160 241H161V243H160ZM201 241H202V243H201ZM208 241H210V243ZM211 242H213V243H211ZM115 243L112 245H109L107 247L110 249L114 247L116 249L115 253L113 252L114 248L111 249L113 251H111V250L108 251L109 249H107V248L104 249V251L106 250L105 252L109 253V254H107L108 256L110 254L113 255L111 257L109 256L110 259H108V257H106V255H104L105 252L102 253L103 255L101 254V256L100 255L99 256L101 258L105 257V260L107 259V261H105V262H107L108 264H109V260H111L110 262L112 264H120V263L132 264V261H131L132 259H130L131 256H130V258H128L129 257L128 255H127L128 256L127 258H128V260L130 259V261H128L127 258L125 259V257H123L124 260H121V261L119 260L120 258L122 259V257H120V255L122 256L124 254L123 256H125V253L129 249V248H127L128 246L125 243L123 244L120 242L121 247H117L118 245H115ZM187 243H189V244H187ZM120 244H119V246H120ZM163 244H165V245H163ZM177 244H178V247L179 246L181 247V250H180V247L179 248L177 247ZM195 244H197L198 249L196 247H195L196 249L195 248L192 249V247L196 246ZM200 244H201V246H204V247H199ZM81 245H83V244H81ZM186 245H188L189 247L187 246V248H184V246L186 247ZM213 245H215V246H213ZM163 246H164V248H163ZM141 247L145 250H142ZM209 247H211L212 249L217 248L216 250L214 249L212 251L215 252L216 256L218 254H220L219 256H222V260L220 257H217V258L214 257V259H213L212 252L209 253L211 250ZM119 248H121V249H119ZM189 248L192 249L193 251L192 250H191L192 252L188 251V250H190ZM200 248L201 249L203 248L202 249L203 253L209 249L208 250L209 252H205V253L211 254L212 256L211 257H210V255L206 256V255H204L205 253L204 254L202 253V256H201L200 253L202 251L200 250ZM117 249L120 252L117 251ZM123 250H125V253L123 252ZM150 250H152V252H154V254H152V252ZM160 250H162V252ZM242 250H246V251L244 252ZM127 253L129 255H131L129 253V250ZM162 253H163V256H162ZM115 254L117 256H119L120 258L117 256L116 257L118 259L116 257H114ZM59 255H65V254L63 252H61V254L59 253ZM73 255H74V253H73ZM193 255L195 257H197V260ZM165 256H166V258H165ZM167 256H169V257H167ZM199 256L205 262L208 259L207 260L208 263L207 262L205 263L204 261L200 260V258H198ZM203 256H204V259H203ZM91 257H93V256H91ZM100 257L98 259H101ZM114 258H116L117 261L119 260L118 261L119 263H115L117 261ZM141 258H143V257H141ZM152 258H153V260H152ZM193 258H195V259H193ZM210 258H212V260ZM163 259H165V260H163ZM102 260H103V258H102ZM100 261L98 260L97 264H100L99 263ZM145 261H147L146 263H148L147 259ZM145 261H143V262H145ZM105 262L103 260V264H105ZM181 262H183V263H181ZM239 262H242V261H239ZM101 263H102V261H101ZM143 264H145V263H143Z\"/></svg>",
	"mask_w": 264,
	"mask_h": 264
},
{
	"label": "bare ground",
	"instance_id": "obj_2",
	"mask_svg": "<svg viewBox=\"0 0 264 264\" xmlns=\"http://www.w3.org/2000/svg\"><path fill=\"white\" fill-rule=\"evenodd\" d=\"M10 1V0H9ZM14 1H16V0H14ZM13 1V2H14ZM19 1V2H18ZM17 2L18 3H20L21 2V0H18ZM74 1V0H73ZM73 1L72 0H24V1H22L23 2V4H22V2L20 3V4H18L17 2V4L19 5V8H17L16 10H19L20 9V6H21V4H22V8L23 9H25V6H26V8H28V9H26V10H28V12L30 11V12H32V11H36V12H45V10H49L50 11V9H51V11H56L55 10V8H66V10H67V8L68 7H70V6H73L72 5V3H73ZM85 2H88L87 0H84ZM83 1V2H84ZM98 1V0H97ZM204 1V0H203ZM212 1V0H211ZM210 1V2H211ZM227 0H214V2L212 1V3H215V4H219L218 6H215L214 5V7H222V5H224L225 4V2H226ZM75 2V1H74ZM100 2V4H101V2L102 1H99ZM99 2H97L98 3V5H99ZM106 2V1H105ZM110 2V1H109ZM199 2V1H198ZM200 2H201V0H200ZM199 2V3H200ZM82 3V1H80V4ZM93 3V2H92ZM103 3V2H102ZM14 5H12L10 2H8V0L7 1H5V0H0V15H2V14H7V13H9L12 9L14 10V8H12V6L14 7H16V6H18L17 4H15V3H13ZM78 4V3H77ZM88 4H90V3H88ZM74 5H75V3H74ZM92 5V4H91ZM95 6H96V3L94 4ZM103 5V4H102ZM206 6H208L207 4H205ZM83 6V5H82ZM100 6V5H99ZM209 6H210V4H209ZM80 7V6H79ZM78 7V8H79ZM90 7V6H89ZM98 7V6H97ZM108 7H109V5H108ZM205 7V6H204ZM21 8V9H22ZM72 8V7H71ZM75 8V7H74ZM82 8V7H81ZM86 7H84V9H85ZM92 8H93V6H92ZM103 8V7H102ZM117 8V7H116ZM212 8H213V6H212ZM30 9V10H29ZM80 9V8H79ZM84 9L82 10V11H84ZM90 9V8H89ZM88 9V10H89ZM104 9V8H103ZM210 9V8H209ZM214 9V8H213ZM13 10L11 11V12H13ZM74 10H76V9H74ZM87 10V9H86ZM87 10V11H88ZM25 11V10H24ZM206 11V10H205ZM10 12V13H11ZM47 12V11H46ZM203 12V11H202ZM17 13H18V11H17ZM20 13H23L22 11L20 12ZM140 13V12H139ZM120 14V13H119ZM263 14V15H262ZM262 14H261V16H260V14H259V16L260 17H258V15L256 16V17H258L257 19H252V20H250V24H255L254 23V20H256L257 22H259V23H257V24H259L260 25V27H261V31L263 30L262 29V27L264 28V11L262 12ZM9 15H11V14H9ZM113 15V14H112ZM3 16V15H2ZM255 18V17H254ZM4 19V18H3ZM2 24V23H1ZM253 25L254 27H257V28H260L259 27V25ZM246 26H248V25H246ZM201 27V26H200ZM199 27V25H197V26H195V28L196 29H198V28H200ZM250 27H251V25H250ZM247 28H249V27H247ZM201 29V28H200ZM252 29V28H251ZM183 30V29H182ZM254 30V29H253ZM260 30H258V31H260ZM195 31V30H194ZM199 31V30H198ZM246 31H248V30H246ZM201 32V31H200ZM185 33V32H184ZM193 33H195V32H193ZM205 33V32H204ZM249 33V32H248ZM251 33L252 32H250V36H252L253 35V33H252V35H251ZM200 34V33H199ZM256 34V36L259 34H261V33H255ZM206 35V34H205ZM209 35V34H208ZM262 36H264V30H263V33H262ZM194 38V37H193ZM199 40V39H198ZM203 40V39H202ZM205 41V40H204ZM203 41V42H204ZM194 42V41H193ZM192 42V43H193ZM196 42V41H195ZM194 42V43H195ZM198 42V44H199V42H201V38H200V40L199 41H197ZM196 44V43H195ZM205 44V43H204ZM197 45V44H196ZM202 45V44H201ZM200 45V46H201ZM193 46V45H192ZM196 47V46H195ZM204 47V46H203ZM194 49V48H193ZM208 49V48H207ZM206 48H205V50H207ZM210 49V48H209ZM198 50H199V48H198ZM197 49H196V51H198ZM202 50V49H201ZM212 50V49H211ZM210 51V50H209ZM194 52V51H193ZM203 52V51H202ZM207 52H208V50H207ZM206 52V53H207ZM199 53V52H198ZM205 53V52H204ZM205 53V54H206ZM209 53H211V52H209ZM154 54V53H153ZM179 55V54H178ZM181 55V54H180ZM196 55V54H195ZM159 56V55H158ZM162 57V59H165L166 61H168V62H170V60H171V58H172V55L171 54H164L163 53V55L161 56ZM196 57V56H195ZM198 57V56H197ZM207 57H210V56H207ZM160 59V58H159ZM198 59H200V58H198ZM198 59H197V61H198ZM196 59L195 58H186L185 60H181L182 62H178L176 65H177V67L178 66H181V65H183L182 66V68H180L179 70H181V71H184V72H186V71H189V73H190V71H191V67H193V69L195 70L194 72H196V71H199V72H201V70H205V69H209L208 71L210 72L211 71V68H212V66L210 67V66H206V63H202V64H200L199 62L197 63V61H195ZM211 61H212V59H211ZM210 61V62H211ZM164 62V61H163ZM167 62V63H168ZM119 63L120 62H118V64H115V65H119ZM158 63V62H157ZM156 63V64H157ZM166 63V62H165ZM218 63V62H217ZM125 64V63H124ZM161 64V63H160ZM174 64V63H173ZM113 65V64H112ZM155 65V64H154ZM175 65V64H174ZM173 65V66H174ZM261 65V64H260ZM49 66V65H48ZM152 66V65H151ZM159 66H161V65H159ZM163 66V67H162ZM161 67L162 68H160V67H155V66H152L151 68H152V70L151 71H148L149 69H147V71H148V74H149V77L150 76H152V74L153 75H156V73H159V72H164V70L165 69H168L167 67H166V65L164 64V65H162ZM165 66V67H164ZM171 67L170 68V71L172 72V69H174V67ZM191 66V67H190ZM264 66V65H263ZM133 67V66H132ZM144 67V66H143ZM150 67V66H149ZM153 67H155V68H153ZM49 68V67H48ZM113 68V67H112ZM115 68V67H114ZM148 68V67H147ZM238 68V67H237ZM47 69V68H46ZM45 69V71H35V72H33V76H37V78H35L37 81H35L36 83H34V84H32L34 87H35V92L38 90H40V88H42V89H47V90H52L53 88L54 89H56L55 87H59V88H61V90L58 88L57 89V91L59 90L60 91V93L62 92V91H64V95L63 94H61V96H60V94H59V92H57V94H59V96H60V98H61V100H63L62 99V97L63 96H65L66 95V99H67V95H68V99H67V101H68V103L69 104H71V106L69 105V104H66V101H64V103L66 104V106H67V108H69V109H66V108H64V107H66L65 106V104L64 105H62L63 103V101L61 102V100H59L60 98H58V96L56 97L55 95H56V93H54V95L53 96H55V99L57 98L58 100H59V103H55L53 100H51V99H49L48 98V96L49 95H47L45 98L47 99V101H46V103H40L39 101L37 102V101H26V99H25V96L24 95H22V93L21 92H10L11 94L10 95H7L6 94V102H4V100H1L0 99V135H2L3 136V134H4V136L2 137H0V139H1V141L2 142H4L3 144H2V146H0V203H2V204H4L5 202H7V203H13V204H19V205H31L30 206V209H31V211L33 212V214H36V215H38V216H40V217H43V221H42V223H35V222H26V223H23L22 225H18L15 229H10V228H12V227H10V228H8L7 227V225H8V223L6 222V221H4V220H2V219H0V264H97V261L99 260H101L102 261V263H101V261L99 262L100 264H103V260H104V262L105 261H107V259L105 260V257H102L103 258V260H102V258L100 257L101 256V254L102 253H104L105 251H104V249H106L109 245H112V244H114L115 242L117 243V240L116 239H118L119 241V244H120V242L121 243H125L128 247L127 248H129L128 250H129V253L131 254V255H129L127 252H128V250H127V252L125 253V250H123V252L125 253V256H121L120 255V257H122V259L119 257V256H117L116 254L114 255V257H119L120 259V261L121 260H124V258L123 257H125V259L128 257V258H130V256H131V258L130 259H132L131 261H132V264H143V263H145V264H152L151 262L152 261H150L149 260V258L150 257H153V256H155L156 254H157V256H159L158 255V253H159V250L157 249V247H155L156 248V251H155V255H149L150 254V252H148L149 251V246H144L145 248H147L146 250L145 249H143L142 247V250H145L143 253H142V256L141 255H139L138 256V254H140L139 252L140 251H138V253L136 254V251H135V255L133 254V250H134V248L136 249V247L138 246L139 247V244L140 245H144V244H146V243H144V244H142V242H146L145 240H147V237H148V239H150V240H152V239H154V238H157V239H159L158 237H157V232L159 231L158 229L159 228H157L155 225H152V226H154V228L156 227L157 228V230H156V228H155V230H156V237H154V236H152L154 233H155V231H154V233H153V231L151 232L150 230H147L148 232L150 231L152 234H150L149 235V233L147 234L145 231L143 232L142 230H144L145 228L142 226V229H139V227L137 228V230H132V228L129 226V225H126V224H124V223H126V222H124L123 223V220H124V218L123 219H121V218H119L118 217V215H119V213H112L111 215H109V214H106L105 216H102V217H100V218H92V216H93V213L92 212H88L87 210H85L83 213L85 214V216L83 215H80V214H77V213H73L74 211H75V209H72L71 208V206H69V205H67V207H65V208H62L61 210L62 211H56V212H54V214L52 215H50L49 217H48V215H43V211H42V209L43 208H41L40 206H38V202L39 201H43V200H45V198L47 199V196H48V198H50V199H53V200H64V198L66 199V198H68L69 196H71L72 198H77L78 196L76 195L77 193H76V191H70V190H73L72 188L74 187L75 188V186L77 187V188H79V186L80 187H84V185H87V184H89L90 186H91V184L93 183V182H103V181H105V180H107V178L109 177V175L111 174H113L112 172H115L114 171V169L113 170H111V167L109 166H105L107 169H105V168H103V166H101V164H99V162L101 163L102 162V160H104V161H107L108 159H107V156H110L111 154H113V152L114 153H116V156H117V154L119 155V153L121 152V151H123L122 149H121V151L119 152V153H117V152H115V150H114V148L112 147V149L111 148H109V147H107V143H108V140H110L109 141V143L110 142H112V138L113 137H115V135H117V134H119V132L117 133V134H115V130H117V128L115 129V128H113V129H109V127H107V124H110L109 123V118H112V115H111V112H110V110H109V108H110V106L108 105V107H105V105L107 106V104L108 103H106L105 104V102H103V101H100L99 99L100 98H98V97H94L93 96V98H98V99H96V100H98V101H100V103H97L98 101H96V100H94L89 94V96H88V98L87 97H85V96H87L86 95V91L87 90H85L84 88L86 87L87 89H88V91H90L91 92V90H89V89H92V86H97L96 85V83H92L93 82V80H90V81H92L91 83H90V85L89 86H91L90 88L89 87H87L88 85H85V83H87L88 81H89V79H92V78H85L86 79V82H85V80H83L82 79V81L84 82V83H82V85L84 84L85 86L83 87V89L82 90H84L85 91V93H84V96L83 95H80V93L82 92V90H80V82H79V91H77V89H75V90H72L71 89V91L69 92L68 90H67V92H69V94H71V95H69L67 92H65L66 91V88H68L67 86H66V83H68V86L69 87H71L72 88V86L75 88V87H77L78 86V82L76 83V81H74V79L72 80V79H69L70 81H71V84H73L72 83V81L74 82V85H72V86H70V82H69V80H68V82H67V79H64V80H60V79H56V78H53V76L51 77V76H46V73H47V70ZM140 69V68H139ZM178 69V68H177ZM237 70V69H236ZM137 71V70H136ZM147 71H146V73H145V76H147V77H145L144 75V77H142V79H144V81H145V78H148V74H147ZM167 71V70H166ZM165 71V72H166ZM164 72V73H165ZM169 72V71H168ZM167 72V73H168ZM218 72V71H217ZM219 72H221V73H223L222 71H219ZM198 73V72H197ZM203 73V72H202ZM204 73H205V71H204ZM206 73H208V72H206ZM205 73V74H206ZM220 73V74H221ZM147 74V75H146ZM160 74V73H159ZM191 74V73H190ZM45 75V76H44ZM134 75H136V74H134ZM176 75V74H175ZM199 75V74H198ZM207 75H209V74H207ZM228 75H229V73H228ZM124 76H126V75H124ZM168 76H169V74H168ZM179 76V75H178ZM180 76H181V74H180ZM179 76V77H180ZM199 76H201V75H199ZM210 76V75H209ZM217 76H218V74H217ZM219 76H221V75H219ZM138 77V76H137ZM181 77H185V76H181ZM192 77V76H191ZM224 77V76H223ZM98 78V79H97ZM96 79H97V81H95V82H97V84H98V81H99V84H101L100 86H101V88H103L104 90L105 89H107L108 91L110 90V88H107V86L106 85H104V87H102V83L104 84V80L102 79V77H97ZM160 78V77H159ZM161 78H162V76H161ZM187 78H189L188 80H187ZM199 78V77H198ZM202 78V77H201ZM205 78H207V79H210L209 81L210 82H216V81H218L217 80V77H205ZM94 80H96L95 78H93ZM100 79V80H99ZM101 79L103 80V81H101ZM115 79V78H114ZM114 79H112L113 81H114ZM137 79V78H136ZM140 79V78H139ZM178 79V78H177ZM182 79H186L185 81L184 80H182ZM182 79H180L179 81L177 80V82H179V84H177L176 82V85H177V87H176V85H172L173 87H171L172 89L174 88V87H176L177 89H179L178 91L180 92V91H182V92H180L181 94H182V96H187V92H188V95H189V92H190V95L191 94H196V93H198L199 91H200V88L202 87L201 85L199 86V84H198V82L196 81L195 82V80L196 79H194L193 81H191L192 80V78H190V76L188 77H185V78H182ZM236 79V78H235ZM60 82H62V81H64V83L65 84H63V83H60ZM66 80V81H65ZM75 80H77V78L75 79ZM107 80H109V79H107ZM118 80V79H117ZM116 80V81H117ZM120 80V79H119ZM134 80V79H133ZM138 80V79H137ZM141 80V79H140ZM148 80H150V79H148ZM182 80V81H181ZM201 80V79H200ZM212 80V81H211ZM224 80V79H223ZM81 81V80H80ZM115 81V82H116ZM122 81H124V79L122 80ZM158 81V80H157ZM170 81H171V79H170ZM169 81V82H170ZM101 82V83H100ZM119 82V81H118ZM142 82V81H141ZM194 82V83H193ZM202 82V81H201ZM200 81H199V83H201ZM112 83V82H111ZM173 83V82H172ZM195 83H197L198 84V86H197V84H195ZM98 84V85H99ZM105 84H106V82H105ZM109 84V83H108ZM124 84L125 83H123V84H120V85H122L121 86V88L124 86ZM140 84H142V83H140ZM145 82H143V84L142 85H144L145 86ZM237 84V83H236ZM170 85V84H169ZM179 85V86H178ZM228 85H229V83L226 85L227 87H228ZM116 86V85H115ZM156 86V85H155ZM158 86H160V85H158ZM206 86V85H205ZM204 85H203V88L205 87ZM230 86H231V83H230ZM229 86V87H230ZM232 86H234V85H232ZM99 86H97L96 88L95 87H93V89L95 88V90H93L92 92L94 93L95 91H96V89L98 88ZM106 87V88H105ZM120 87V86H119ZM146 87V86H145ZM154 87V86H153ZM100 88V90H99V88L97 89V90H99V91H97V93L99 92L100 94L102 93V91H104L103 89H101ZM117 88V87H116ZM147 88V87H146ZM155 88V87H154ZM158 88H160V87H158ZM170 88V86H169V89L168 90H170L171 89ZM175 88V89H176ZM69 89V88H68ZM156 90H157V88H155ZM154 89V90H155ZM161 89V88H160ZM159 89V90H160ZM171 89V90H172ZM202 89V88H201ZM206 90H208L207 88H205ZM238 89V88H237ZM117 90H119V89H117ZM154 90H151V91H153V93H154ZM155 90V92H160V91H156ZM174 90V89H173ZM204 90V89H203ZM37 91V92H38ZM41 91V90H40ZM38 92V93H41V95L43 94L42 92ZM53 91V90H52ZM74 91H76L77 93H79V95L76 93V92H73ZM104 91V93L105 92H107V93H113V91ZM123 91V90H122ZM150 91V92H151ZM174 91H176V90H174ZM173 91V92H174ZM2 92V91H1ZM47 92H49V91H47ZM55 92V91H54ZM120 92V91H119ZM177 92V91H176ZM237 92V91H236ZM5 93H6V91L5 92H3V93H1V95L2 94H4V96H5ZM67 93V94H66ZM88 93V92H87ZM92 93V94H93ZM96 93V92H95ZM94 93V94H95ZM103 93V94H104ZM106 93V94H107ZM121 93V92H120ZM123 93L124 92H122V95H123ZM152 93V92H151ZM161 93H164V92H161ZM175 93V92H174ZM9 94V93H8ZM50 94H51V92H50ZM99 94V95H100ZM114 94V93H113ZM112 94V95H113ZM205 94V93H204ZM0 95V96H1ZM39 95V94H38ZM40 95V96H41ZM44 95V94H43ZM98 95V96H99ZM102 95V94H101ZM111 95V97L110 96H105V95H103V96H101V99H102V97H104L105 96V101H106V98L107 99H109V103L111 102V98H113V96ZM156 95H157V93H156ZM164 95V94H163ZM177 95H179V93L177 94ZM176 95V96H177ZM202 95V94H201ZM207 95V94H206ZM205 95V96H206ZM211 95V94H210ZM233 95V94H232ZM3 96V97H4ZM7 96H9V97H7ZM69 96H70V98H69ZM82 96V97H81ZM95 96H97L96 94H95ZM117 96H118V94H117ZM119 96H120V94H119ZM119 96H118V98L115 96V94H114V97L115 98H117V99H119L120 100V98H119ZM123 96H125V95H123ZM154 96H155V93H154ZM162 96V95H161ZM172 96V95H171ZM207 96H209V95H207ZM221 96H223V95H221ZM2 97V96H1ZM50 98H52V96H49ZM80 97V98H79ZM100 97V96H99ZM122 97V96H121ZM160 97V96H159ZM164 97V96H163ZM160 98L161 100L162 99H164V98ZM177 97H179V96H177ZM259 97V96H258ZM114 98V99H115ZM124 98V97H123ZM169 98H173V97H169ZM183 97H181V99H182ZM202 98V97H201ZM214 98V97H213ZM216 98V97H215ZM220 98V97H219ZM224 98H226L227 100L228 99H230V97H224ZM3 99V98H2ZM4 99H5V97H4ZM125 99H128L127 97H125ZM157 99H159V98H155V100H157ZM166 99H168V98H166ZM173 99H176V97L175 98H173ZM203 99V98H202ZM206 99V98H205ZM223 99V98H222ZM222 99H220L222 102H225V100L223 101ZM42 100V99H41ZM118 100V101H119ZM122 101H123V103H125V101L123 100V99H121ZM120 100V101H121ZM169 100L170 99H168V101L166 100V104L167 103H169ZM180 99H177L176 100V103H177V101H179ZM204 100V99H203ZM214 100V99H213ZM219 100V99H218ZM1 101H2V104H1ZM44 101V100H43ZM55 101H57V100H55ZM71 103H70V102ZM106 101V102H107ZM113 101V103H112V105H114V108H115V105H116V103H117V101L116 102H114L115 100H112ZM128 102H129V99L127 100ZM165 101V100H164ZM173 100H171V102H172ZM175 101V100H174ZM182 101V100H181ZM216 101H217V98H216ZM58 102V101H57ZM101 102H103L104 104H102ZM144 102V101H143ZM143 102H141V104H146L145 102L143 103ZM156 102V101H155ZM161 102V101H160ZM201 102H202V100H201ZM209 102V101H208ZM213 102H215V100L213 101ZM229 102V101H228ZM228 102H227V104H228ZM4 103V104H3ZM6 103V104H5ZM122 103V104H123ZM138 103V102H137ZM158 103V104H157ZM157 103H156V105L153 107V108H158V106H160L159 108H161L162 106L164 107V104L165 103H163V101L161 102V103H159V100H157ZM173 103V102H172ZM175 102H174V104H176ZM192 103V102H191ZM197 103V102H196ZM199 103V102H198ZM205 103V102H204ZM59 104H61V105H59ZM73 104V105H72ZM111 104V103H110ZM119 104H121L120 102H119ZM118 103H117V105H119ZM122 104H121V106L120 107H122ZM126 104V103H125ZM165 104V105H166ZM171 104V103H170ZM179 103H177V105H178ZM193 104V103H192ZM202 104V103H201ZM206 104V103H205ZM219 104V103H218ZM218 104H216L215 105V107H219V105L220 104H222L221 102H220V104L218 105ZM224 105L226 104V102L225 103H223ZM240 104V103H239ZM239 104H237V105H239ZM69 105V106H68ZM116 105V107H119V106H117ZM177 105H176V108H177ZM223 105V106H224ZM242 105V104H241ZM63 106V107H62ZM123 106H127V107H129L128 105H124L123 104ZM142 106H144V105H142ZM167 106H169L170 108H171V105H167ZM190 106V105H189ZM194 106H197V105H194ZM193 106V107H194ZM221 106V108H219V109H221V110H223L224 108H225V106H224V108H223V106L222 105H220ZM234 106V105H233ZM138 108H139V106H137ZM180 107H181V105H180ZM199 107V106H198ZM200 107H201V105H200ZM230 108V106H226V108L229 110V108ZM236 107V106H235ZM250 107V106H249ZM123 108V107H122ZM121 108V109H122ZM158 108V109H159ZM207 108V107H206ZM225 108V109H226ZM233 109H231L232 111H237V110H239V107H238V109H236V108H234V107H232ZM258 108V107H257ZM112 109H113V107H112ZM116 109V108H115ZM120 109V108H119ZM119 109L117 108L116 109V111L118 110L119 111ZM120 109V112L121 113H119V114H121L120 116L122 117V118H126V116H123L122 115V113L124 114L125 112V108H123L122 110H124L123 112H122V110ZM128 109V108H127ZM127 109H126V111H127ZM145 109H147V108H145ZM161 109H163V108H161ZM167 109V108H166ZM183 109H184V107H183ZM191 109H192V107H191ZM194 109V108H193ZM215 109V108H214ZM217 109V108H216ZM219 109L218 110H214V112L215 113H219ZM241 109V108H240ZM228 110H226V112H228V113H226L225 112V114H224V118L226 119L227 117H229V116H227V117H225L227 114H229V112H230V114H231V110L230 111H228ZM114 111V110H113ZM112 111V112H113ZM117 111V112H118ZM199 111V110H198ZM212 112H213V110H211ZM235 111V112H236ZM117 112H115V114L117 113ZM128 112H130L129 110H128ZM135 113H136V111H134ZM156 112V111H155ZM154 112V113H155ZM185 112V111H184ZM183 112V113H184ZM205 112V111H204ZM224 112V111H223ZM234 112V114H236ZM239 112V111H238ZM237 112V113H238ZM244 112V111H243ZM246 112V111H245ZM138 113V112H137ZM154 113H153V115H154ZM167 113V112H166ZM196 113H197V111H196ZM113 114V113H112ZM188 114V113H187ZM223 114H221V115H223ZM240 114V113H239ZM259 114H260V112H259ZM263 114V115H262ZM118 115V114H117ZM125 115V114H124ZM134 115V114H133ZM138 115V114H137ZM140 115V114H139ZM152 115V114H151ZM186 115V114H185ZM199 115V114H198ZM216 114H213L212 115V118H214V116H215ZM218 115V114H217ZM219 116V118H221L222 116ZM242 115V114H241ZM245 116H246V114H244ZM249 115V114H248ZM114 116H116V115H114ZM119 116V117H120ZM135 116V115H134ZM142 116V115H141ZM175 116V115H174ZM183 116V115H182ZM188 116H189V114H188ZM190 116H192L191 114H190ZM260 116H262L263 118H264V113L263 112H261V115ZM118 117V116H117ZM136 117V116H135ZM184 117V116H183ZM182 117V118H183ZM193 117V116H192ZM218 117V116H217ZM232 117V116H231ZM244 117V116H243ZM257 117H258V115H257ZM261 117V118H262ZM134 118V117H133ZM150 118V117H149ZM176 118V119H175ZM171 117V116H169L168 115V113L166 114V115H163V117H161V118H159L158 117V119L157 118H150V119H153L154 121V123H153V125H151V126H153V128L154 127H157L156 129H158V127H160V125H163V127L165 128L164 130L162 129L163 127L161 126V129L163 130V132H166V131H168V133L170 132H172V136H174L175 135V132L174 131H177L178 129V132H176V134L177 133H179L180 134V130L183 128V126L186 124L185 122V124L183 125L182 123H178L176 120H178L179 121V119H177V115H176V117ZM181 118V119H182ZM190 118V117H189ZM204 118V117H203ZM211 117H210V120L212 119ZM215 118H216V116H215ZM214 118V119H215ZM113 119H115V117L113 118ZM112 119V120H113ZM119 119V118H118ZM118 119H116V120H118ZM184 119V118H183ZM209 119V118H208ZM221 119H223V118H221ZM220 119V120H221ZM244 119V118H243ZM250 118L248 117V120H249ZM121 121V123L119 124V122ZM118 121L119 122H117L119 125H121L122 123H123V125H125L124 124V121L122 120V119H119ZM148 120V119H147ZM156 120V121H155ZM188 120V119H187ZM186 120V121H187ZM203 120V119H202ZM206 120L205 122H206V124H207V122L209 123V125L212 127V128H214V130L216 129V130H219L217 127H219L220 129H221V132H222V128L220 127L221 126V124L222 123H220V121L218 122L219 123V126H218V123H217V120L215 119L214 121L213 120ZM227 120V119H226ZM226 120H225V122H226ZM240 120V119H239ZM245 120V119H244ZM142 121V120H141ZM140 121V122H141ZM161 121V122H160ZM184 121V120H183ZM228 121V120H227ZM246 121V120H245ZM244 121V122H245ZM250 121H251V119H250ZM44 122H46L45 124H47L48 122H49V125H47V127L48 126H50V125H52V126H50L51 128H42L41 126L42 125H44ZM113 122V121H112ZM116 122H114V123H116ZM125 122H126V124H128L127 123V119H125ZM136 122H138V121H136ZM192 122H193V120H192ZM199 122V121H198ZM197 122V123H198ZM222 122V121H221ZM228 122H230V121H228ZM237 122V121H236ZM248 122V121H247ZM152 123V122H151ZM180 124H182L181 125V127L182 128H179V125ZM195 123V122H194ZM248 123H251V122H248ZM248 123H246L247 125H248ZM254 123V122H253ZM118 124H116V125H118ZM143 124V123H142ZM198 124H200V123H198ZM202 124H204V123H202ZM238 124V123H237ZM243 124H245V123H243ZM243 124H241L242 126H243ZM54 125H57V131H56V127H54ZM58 125H60L59 127H61V126H64V128L65 127H73V128H71V129H74V128H76V129H80V130H82V131H85L86 133H84V132H82L81 134H86V135H84L82 138H80V139H82V140H84V139H86L87 141H85V143L87 144V142H89L90 144H93L92 142L94 141V140H97V142L98 141H102V143H103V145H104V147L106 146L107 147V149L106 150H104V148H102V147H100V149L98 150V153H96V151H95V149H94V152L96 153V157H98L99 159H100V161H98V164H97V162H94V163H90V161L89 162H85L84 161V159H83V161L85 162V163H83L82 165H83V168L81 167V168H78L80 165H81V163H82V160L80 159V161L77 159L78 157L79 158H81V156L79 155H77L76 153H74V148L75 147H73V145L76 143V141L77 140H79V137H78V139L77 140H75L74 141V139H76L77 138V136H74V135H76V133L77 132H75V134H71L72 133V131H71V133L68 135L69 136V138L68 137H66L67 135V130H65L64 132H65V134H64V132H61L59 129H58ZM112 125H115V124H112ZM118 125V126H119ZM136 125H137V123H136ZM143 125H145V124H143ZM186 125H188V124H186ZM208 125V126H209ZM223 125V124H222ZM236 125V124H235ZM241 125L239 126V127H241ZM246 125V126H247ZM253 125V124H252ZM251 125V126H252ZM45 126V125H44ZM133 126V125H132ZM142 126V125H141ZM189 126H190V124H189ZM192 126H193V123H192ZM198 126V125H197ZM52 127L54 128V130L52 129ZM68 127H67V129H68ZM116 127V126H115ZM124 128H125V126H123ZM122 127V129H124ZM139 127V126H138ZM146 127V126H145ZM178 127V128H177ZM188 127V126H187ZM204 127V126H203ZM206 127H207V125H206ZM226 127V126H225ZM239 127H235V129H238ZM253 127V126H252ZM112 128V127H111ZM131 129H132V127H130ZM147 128V127H146ZM189 128V127H188ZM188 128H185V130L187 129L188 130ZM193 128V127H192ZM191 128V129H192ZM48 129H51V131H49ZM62 129V128H61ZM75 129V130H76ZM78 129V132L80 131ZM118 129H121V127L120 128H118ZM126 129V128H125ZM138 129V128H137ZM139 129H140V127H139ZM197 129V128H196ZM241 129V128H240ZM250 129H253V128H250ZM64 130V129H63ZM62 130V131H63ZM128 132H131L130 131V129L128 128ZM142 130V129H141ZM146 130V129H145ZM159 131H160V129H158ZM161 130V131H162ZM194 130V129H193ZM206 130V129H205ZM213 130V129H212ZM211 130V131H212ZM214 130H213V134H214ZM216 130H215V132H216ZM229 130V129H228ZM227 130V131H228ZM239 130V129H238ZM245 131H246V128L244 129ZM248 130V129H247ZM13 131H19L18 133H20V134H23V135H25V136H22V139H23V141L25 142V144L24 143H18V144H14V142L13 143H9L8 141L9 140H15V139H10V136H9V134H8V136H5V134H7V133H12ZM70 131V130H69ZM115 131V132H114ZM117 131H119V130H117ZM150 131V130H149ZM149 131H147V132H149ZM160 131V132H161ZM226 131V132H227ZM233 131H234V129H233ZM242 131V130H241ZM127 132V131H126ZM126 132H124V134H126ZM144 132H146V131H144ZM144 132L142 133V138H144V139H149L150 138V136L152 137V134H154L155 132H154V130H152V132H154V133H152L151 135H149L150 133H151V131H150V133L147 135V134H145L144 135ZM173 132H174V134H173ZM187 132V131H186ZM252 132V131H251ZM2 133V134H1ZM10 133V134H11ZM16 133V132H15ZM120 133L122 134V132L120 131ZM167 133V134H168ZM203 133V132H202ZM12 134H14V132L12 133ZM81 134H79V135H81ZM121 134H119V135H121ZM124 134H122L121 135V138H119V139H123V140H129V142L131 141V139L132 138H127L128 136L129 137H132V136H130L129 134H131V133H127V135H124ZM156 134V136H157V133H155ZM159 134V136H160V133H158ZM179 134H177V135H179ZM189 134V133H188ZM192 134V133H191ZM204 134H206V133H204ZM213 134H211V135H213ZM218 133H216V135H217ZM219 134H220V132H219ZM232 134H234V133H232ZM239 134H241V133H239ZM250 134V133H249ZM251 134H253V132L251 133ZM251 134H250V136H251ZM19 135V134H18ZM78 135V134H77ZM164 135V134H163ZM162 135V136H163ZM182 134H180L178 137H179V139H180V136H181ZM193 135V134H192ZM199 135V134H198ZM224 135V134H223ZM237 135H238V132H237ZM244 135V134H243ZM20 136V135H19ZM86 136V137H85ZM88 136V137H87ZM171 135L169 134L168 135V137H170ZM196 136V135H195ZM206 136H208V135H206ZM219 136V135H218ZM246 136V135H245ZM12 138L14 137V136H11ZM39 137H42L43 139H41V141H39L38 140V138ZM117 138H118V136H116ZM115 137V140L116 141H118L119 139H117ZM140 137V136H139ZM158 137V136H157ZM165 137V136H164ZM166 137H167V135H166ZM174 137H177V136H174ZM184 137V136H183ZM183 137H181V139L183 138ZM188 136L186 135V137L185 138H187ZM198 137V136H197ZM196 137V138H197ZM202 137V136H201ZM219 137H221V136H219ZM243 137V136H242ZM15 138H19L18 136L16 137L15 136ZM21 138V137H20ZM67 138V140L65 141V139ZM161 138V137H160ZM170 138H172V137H170ZM193 138H195V137H193ZM199 139H200V137H198ZM197 138V139H198ZM233 138V137H232ZM238 138V137H237ZM246 138V137H245ZM250 138V137H249ZM253 138V137H252ZM69 139H71V141H69ZM152 139V138H151ZM155 139V141H156V139H159V138H154ZM154 139H152V140H154ZM167 139H169V138H167ZM180 139V140H181ZM184 139V138H183ZM196 139V140H197ZM223 138L221 137V140H222ZM140 140V139H139ZM151 140V141H152ZM185 140V139H184ZM202 140L203 141H206V142H209V141H207L206 139L204 140L203 138L202 139H200L199 141H197V143L198 142H202ZM232 140V139H231ZM234 140V139H233ZM259 140V139H258ZM16 141V140H15ZM22 141V140H21ZM79 141H81V140H79ZM114 142V144L115 143H117V142ZM120 141V140H119ZM149 141V140H148ZM154 141V142H155ZM170 141V140H169ZM168 141V142H169ZM192 141V140H191ZM218 141V140H217ZM235 141V140H234ZM1 142V143H2ZM107 142V143H106ZM124 142H126V143H128V141H124ZM158 142V141H157ZM164 142V141H163ZM167 142V141H166ZM175 142V141H174ZM179 142V141H178ZM182 142V141H181ZM187 142V141H186ZM194 141H192V143H193ZM219 142H220V140H219ZM224 142V141H223ZM256 142V141H255ZM1 143H0V145H1ZM16 143V142H15ZM38 143L39 145H38V149L35 147L34 149L32 148L33 146H37L36 144ZM78 143H80V142H77L76 144H78ZM81 143H82V141H81ZM84 143V144H85ZM99 143V142H98ZM97 143V144H98ZM106 143V144H105ZM113 143V142H112ZM111 143V144H112ZM146 143V142H145ZM144 143V144H145ZM148 143V142H147ZM159 143H161L160 141H159ZM158 143V144H159ZM165 143V142H164ZM171 143V142H170ZM184 143V142H183ZM183 143H180V144H182L183 145ZM188 143H190V142H188ZM195 144V145H198V144ZM204 144H205V142H203ZM211 143V142H210ZM222 143V142H221ZM83 144V143H82ZM110 144V145H111ZM114 144L113 145H111V146H114ZM151 144H153V143H151ZM155 144V143H154ZM173 144V143H172ZM171 144V145H172ZM175 144V143H174ZM179 144V143H178ZM194 144V143H193ZM200 144L201 143H199V146H200ZM207 144V143H206ZM218 144V143H217ZM234 145L236 144H239V143H233ZM256 144V143H255ZM81 145V144H80ZM102 145V146H103ZM109 145V144H108ZM118 145H120V144H118ZM117 145V146H118ZM125 145V144H124ZM135 145V144H134ZM184 145H185V143H184ZM187 145V144H186ZM185 145V146H186ZM191 145V144H190ZM194 145V146H195ZM208 146L210 145V144H207ZM214 145V144H213ZM227 145V144H226ZM230 145H232V144H230ZM77 146V145H76ZM85 146H87V145H85ZM84 146V147H85ZM115 146H116V144H115ZM130 146V145H129ZM162 146V145H161ZM169 146V145H168ZM203 146V145H202ZM217 146H219V145H216V147ZM221 146V145H220ZM256 146H258L259 148L261 147V148H263V146H259V145H256ZM78 147H81V146H77V149H78ZM93 147V146H92ZM126 147V146H125ZM128 147V146H127ZM153 147V146H152ZM151 147V148H152ZM157 147V146H156ZM165 147V146H164ZM189 147V146H188ZM198 147V146H197ZM206 147V146H205ZM224 147V146H223ZM228 147H231V146H228ZM233 147V146H232ZM231 147V148H232ZM236 147V146H235ZM237 147H239V146H237ZM236 147V149H242L241 147H239V148H237ZM252 147V146H251ZM90 148H91V145H90ZM97 148V147H96ZM102 148V149H101ZM135 148V147H134ZM147 148V147H146ZM146 148H144L145 149V151H146ZM182 148H183V146H182ZM185 148H187V147H185ZM195 148H196V146H195ZM208 148V147H207ZM253 148V147H252ZM254 148H255V146H254ZM258 148V150L259 151H257V152H260V151H262L261 150V148L259 149ZM149 149V148H148ZM153 149V148H152ZM157 149V148H156ZM192 149V148H191ZM205 149V148H204ZM214 149V148H213ZM216 149V148H215ZM224 149V148H223ZM233 149H235V148H232V150ZM239 149V151L241 152V150ZM247 149H249V147L247 148ZM256 149H257V147H256ZM256 149H255V151H253L254 153V155L255 154H257V152H256ZM80 150V149H79ZM85 150V149H84ZM87 150H88V148H87ZM90 150V149H89ZM130 150V149H129ZM136 150V149H135ZM142 150V149H141ZM174 150V149H173ZM198 150H199V148H198ZM228 150V149H227ZM226 149H225V152L227 151ZM232 150H230L231 151V153L230 154H232ZM245 150V149H244ZM252 150H254V149H252ZM78 150H76V152H77ZM81 151H83L82 149H81ZM86 151V150H85ZM84 151V152H85ZM138 151V150H137ZM145 151H144V153H145ZM149 151V150H148ZM147 151V155L149 154L150 156H151V153H149ZM186 152L188 151V149H186L185 150ZM190 151V150H189ZM201 151V150H200ZM202 151H204V150H202ZM201 151V152H202ZM219 152L221 151V150H218ZM217 151V152H218ZM239 151H234L236 154H232L233 156H234V158H232L231 156V158L230 157H228V159H236V158H238V159H240L241 160V158H243V157H236L235 158V156L237 155V152H239ZM248 151H250L251 152V150H248ZM248 151L247 152H245L246 154L248 153ZM126 152H128V151H126ZM125 152V153H126ZM129 152H131V150L129 151ZM128 152V153H129ZM134 152V151H133ZM139 152V151H138ZM138 152H134V153H129L130 154V158H132V159H138V158H142V157H145V158H142V159H145L146 160V156L147 155H145V156H142L141 155V157H140V154L142 153L141 151H140V154L138 153ZM154 152H155V150H154ZM184 152V151H183ZM191 152H192V150H191ZM194 152H196V150H194ZM200 152V153H201ZM205 152V151H204ZM218 152V153H219ZM224 152V151H223ZM223 152H221L222 153V155H224L223 154ZM239 152V153H240ZM242 152H243V149H242ZM250 152L248 153V157L247 158H249V157H251L252 158V156H253V154H251L250 156H249V154H250ZM256 152V153H255ZM79 153V152H78ZM82 153V152H81ZM92 153V152H91ZM125 153H123V157H124V159H125V157H127V154L128 153H126V155H125ZM174 153V152H173ZM193 153V152H192ZM215 153H216V151H215ZM214 153V154H215ZM217 153V154H218ZM227 153V152H226ZM229 153V152H228ZM245 153H243V154H245ZM264 153V152H263ZM86 154V153H85ZM88 154V153H87ZM122 154V153H121ZM120 154V155H121ZM128 154V155H129ZM146 154V153H145ZM153 154V153H152ZM159 154H161V156H163L164 154H163V152L162 153H159ZM158 154V155H159ZM163 154V155H162ZM168 154V153H167ZM176 153H174V154H172V152H171V158L172 159H174L173 161H175V158H177V157H175L176 155H175ZM202 154V153H201ZM206 154V153H205ZM242 154V153H241ZM241 154H239L240 156H241ZM243 154H242V156H243ZM260 154H261V152H260ZM115 155V154H114ZM155 154H153V156H154ZM169 155V154H168ZM194 155V154H193ZM204 155V154H203ZM259 155V154H258ZM78 156V157H77ZM83 156H84V154H83ZM160 156V155H159ZM216 156V155H215ZM219 156H221V154L219 153ZM228 156V155H227ZM238 156V155H237ZM245 156V155H244ZM261 156H264V155H261ZM77 157V158H76ZM104 157H106V159L107 160H105L104 159ZM112 157V160H110L111 162L114 160V158H113V156H110V158ZM122 157V156H121ZM167 156L165 155V156H163V158L164 159H168V158H166ZM169 157H170V155H169ZM175 157V158H174ZM204 157V156H203ZM217 158H218V156H216ZM226 157V156H225ZM255 157H257V155H255ZM254 156H253V158H255ZM259 157H260V155H259ZM259 157H257V158H259ZM72 158H74V159H72ZM84 158H85V156H84ZM120 158V157H119ZM154 158V157H153ZM152 158V159H153ZM157 158V157H156ZM155 158V159H156ZM161 158V157H160ZM162 158V159H163ZM180 158V157H179ZM185 158V157H184ZM184 158H180V159H184ZM187 158V157H186ZM206 158V157H205ZM211 158H212V156H211ZM215 158V157H214ZM247 158H244V159H242L243 161L245 160V159H247ZM257 158H255V160L257 159ZM262 158V157H261ZM75 159L76 160H78L79 162H80V164H79V166L77 167V166H72L73 164H71V163H74V165L77 163H75L74 161H75ZM129 159V158H128ZM141 159V160H142ZM150 159V158H149ZM154 159V160H155ZM159 159V158H158ZM164 159L163 160H160V162L161 161H164ZM172 159H171V161H172ZM200 159V158H199ZM203 158H201V160H202ZM207 159L209 160L210 158H208L207 157ZM226 159H227V157H226ZM226 159H225V162L227 163V161H226ZM238 159H236V161H238V165H239V160ZM126 160H127V158H126ZM130 160V159H129ZM136 160L135 161H132V162H134V164H135V162H136ZM151 160V159H150ZM159 160H156V161H159ZM170 160V159H169ZM168 160V161H169ZM177 160V159H176ZM185 160H187V159H185ZM196 161H197V159H195ZM201 160H198V161H200V162H196L195 164H199V163H201V165L203 164L202 162H205V161H203L202 160V162H201ZM212 159H210V162H212L211 161ZM214 160H217V159H214ZM254 160V162H255V164L257 163L256 161ZM260 160V159H259ZM262 160H263V158H262ZM109 161V162H110ZM124 161V160H123ZM188 161L189 160H187V161H185V162H187L188 163ZM230 161H232V160H230ZM230 161H228V162H230ZM243 161H242V163H243ZM246 161V160H245ZM249 161V160H248ZM248 161H246L247 162V164L249 163ZM258 161V160H257ZM264 161V160H263ZM78 162V163H79ZM115 162H117V161H115ZM114 161H113V164L115 163ZM128 162V160L126 161V163ZM132 162L130 163V164H132ZM138 162V161H137ZM159 162V163H160ZM170 162V161H169ZM168 162V163H169ZM181 162V161H180ZM180 162H178V163H180ZM183 162V161H182ZM234 162V161H233ZM233 162H232V164H233ZM250 162H251V160H250ZM253 162V161H252ZM261 162V161H260ZM260 162L258 161V163L260 164ZM77 163V164H78ZM103 163V162H102ZM144 163V162H143ZM154 163V162H153ZM158 163V162H157ZM164 163H167V161L166 162H163V164L162 163H160V164H162V166L163 167H165L164 166ZM213 163V162H212ZM220 163V162H219ZM223 163V162H222ZM231 163V162H230ZM235 164H236V166L238 167V165H237V163L236 162H234ZM262 163V162H261ZM264 163V162H263ZM262 163V164H263ZM110 164H112V163H110ZM119 165L121 164V163H118ZM151 164V163H150ZM159 164V165H160ZM174 164V163H173ZM172 164V165H173ZM176 164V163H175ZM190 164V163H189ZM205 164H206V162H205ZM208 164V163H207ZM206 164V165H207ZM221 164V163H220ZM225 163H223V165H224ZM231 164V165H232ZM234 164V165H235ZM246 164V165H247ZM250 164H252V163H249L248 164V166L250 165ZM129 165V164H128ZM137 165V164H136ZM140 165V164H139ZM153 165V164H152ZM156 166H157V164H155ZM158 165V167H160ZM169 166L171 165V163L170 164H168ZM182 165V164H181ZM186 165V164H185ZM193 165V164H192ZM191 165V166H192ZM200 165V164H199ZM206 165H204V166H206ZM222 165V168H224V169H226V166H227V164L225 165V167ZM230 165V167L231 168H233L232 166ZM242 165H245V163H243ZM245 165V167H248V166H246ZM253 165H254V163H253ZM258 165V164H257ZM132 166V165H131ZM130 166V167H131ZM135 166V165H134ZM151 166V165H150ZM161 166V168L162 169H164L163 167ZM169 166H168V169H169ZM174 166V165H173ZM189 166V165H188ZM204 166H203V168H202V171H201V166H200V168H198L197 167V169L198 170H195V171H201V172H204ZM215 168H216V166L218 167V165L216 164V166L215 165H213ZM264 166V165H263ZM263 166H260V168L261 167H263ZM119 166H114V168L116 169V172H117V170H119V168H118ZM122 167V164H121V166H120V168ZM133 167V166H132ZM139 167V166H138ZM141 167V166H140ZM208 167H210V166H208ZM207 166H206V168L205 169H207L208 168ZM219 167H221V166H219ZM241 167V166H240ZM239 167V168H240ZM243 167V166H242ZM255 167V166H254ZM254 167H252V168H254ZM113 168V167H112ZM118 168V169H117ZM124 168V167H123ZM125 168H127V167H125ZM154 168H156V167H154ZM153 168V169H154ZM166 168V167H165ZM179 168V167H178ZM187 168V167H186ZM213 167H211V169H212ZM234 168H236V167H234ZM238 168V169H239ZM244 168V167H243ZM242 168V169H243ZM256 168V167H255ZM141 169H142V167H141ZM145 169V168H144ZM157 169V168H156ZM173 168H171V170H172ZM179 169H181V166H180V168ZM193 169H196V167L195 168H193ZM192 169V170H193ZM200 169V170H199ZM214 169V168H213ZM212 169V170H213ZM237 168H236V170H238ZM131 170H132V168H131ZM150 170V169H149ZM170 169H169V171L168 172H170L171 171ZM178 170V169H177ZM176 170V171H177ZM182 170V169H181ZM190 170V169H189ZM188 170V171H189ZM192 170H190L189 172L190 173H192L191 171ZM216 170V169H215ZM220 170H222V169H220ZM227 170V169H226ZM235 170V169H234ZM241 170V169H240ZM256 170V169H255ZM120 171H123V169H121ZM156 171L157 170H155V172H154V174L156 173ZM185 171V170H184ZM187 171V170H186ZM194 171V170H193ZM206 171H208V169L206 170ZM223 171V170H222ZM222 171H220V172H222ZM225 171V170H224ZM223 171V172H224ZM227 171H229V169L227 170ZM232 171V170H231ZM115 172V173H116ZM126 172V171H125ZM145 172H146V169H145ZM149 172V171H148ZM151 172H153V171H151ZM157 172H159V171H157ZM161 172H162V170H161ZM164 173H166V170L165 171H163ZM167 172V173H168ZM180 172H183V171H180ZM188 172V173H189ZM200 172V173H201ZM209 172H211L210 171V169H209ZM214 172H216V173H218V171H214ZM253 172V171H252ZM114 173V174H115ZM121 173H123V174H125L124 172H120V174ZM132 173V172H131ZM136 173V172H135ZM134 173V174H135ZM166 173V174H167ZM170 173H173V171H171ZM175 174L177 173V172H174ZM184 173V172H183ZM196 173V172H195ZM195 173H193V174H195ZM198 173V172H197ZM216 173H214V174H216ZM227 173V172H226ZM232 173V172H231ZM264 173V172H263ZM117 174V173H116ZM119 174V175H120ZM129 174V173H128ZM134 174H132V175H134ZM141 174V173H140ZM157 174V173H156ZM155 174V175H156ZM181 174V173H180ZM186 174V173H185ZM205 174V173H204ZM207 174V173H206ZM212 174H213V172H212ZM219 174V173H218ZM230 174V173H229ZM253 174H255L254 172H253ZM261 173H259V175H260ZM111 175H110V178H109V180L112 182V180H111V178L114 176V175H112V177H111ZM118 174L117 175H115V176H119ZM130 175V174H129ZM128 175V176H129ZM138 175V174H137ZM136 175V176H137ZM158 175V174H157ZM189 175V174H188ZM208 175V174H207ZM250 175V174H249ZM264 175V174H263ZM97 177L96 179L97 180H95L93 177ZM120 176H122V174L120 175ZM135 176V175H134ZM140 176V175H139ZM138 176V179L140 178ZM147 176H148V173H147ZM190 176V175H189ZM204 176V175H203ZM202 176V177H203ZM214 176V175H213ZM227 176V175H226ZM231 177L233 176V175H230ZM253 176H255V175H253ZM261 176V175H260ZM260 176H256V180L257 179H259L260 180ZM123 177H126V176H123ZM122 177V178H123ZM184 177V176H183ZM212 177V176H211ZM231 177H229V178H227V180H229ZM238 177V176H237ZM257 177H259V178H257ZM120 178V177H119ZM119 178H117L116 177V179H118V180H120ZM130 178V177H129ZM136 178V177H135ZM224 178V177H223ZM222 178V179H223ZM226 178H224L225 180H226ZM113 179V178H112ZM130 179H132V178H130ZM164 179V178H163ZM196 179V178H195ZM201 179V178H200ZM199 179V180H200ZM205 179V178H204ZM206 179H208V178H206ZM216 179V178H215ZM232 179V178H231ZM231 179H230V182H231ZM233 179H236V181L234 182L233 181V183H236V182H239V181H244L243 179H245V178H243V177H241L240 179L239 178H233ZM232 179V180H233ZM237 179H239L238 181H237ZM122 180V179H121ZM140 180V179H139ZM151 180V179H150ZM157 180H159V179H157ZM190 180V179H189ZM209 180H213V178H210ZM226 180V181H227ZM251 182H252V179H249ZM249 180H247L246 179V182H244V184L248 187V185L250 184V185H252V188H253V190H255L254 188H256V187H253V185H254V182L255 181H253L252 183H249L248 184V182L247 181H249ZM264 180V179H263ZM5 181V182H4ZM7 181V182H6ZM12 181H16V182H12ZM113 181H115V178H114V180ZM154 181V180H153ZM167 181V180H166ZM205 181V180H204ZM214 181V180H213ZM221 181V180H220ZM224 181V180H223ZM249 181V182H250ZM110 182V183H111ZM119 182V184H115L114 182V184L113 183H111L112 185H114V187L113 186H109V188H112L113 187V189L115 188L116 189V191H118L117 189H124V187H125V185H124V187L123 186H121V185H123V184H120L121 182L120 181H117L116 183H118ZM128 182V181H127ZM142 182V181H141ZM159 182V181H158ZM176 182V181H175ZM178 182V181H177ZM209 182V181H208ZM207 182V183H208ZM215 182H218V183H215ZM225 182V181H224ZM260 182H262V183H260ZM260 184H261V186L263 185L264 186V182L262 181V179L260 180ZM15 183V184H14ZM91 183V184H90ZM107 183H109V182H107ZM110 183H109V185H110ZM122 183H124L123 181H122ZM129 183V182H128ZM135 183H137V182H135ZM160 183V182H159ZM158 183V184H159ZM173 183V182H172ZM171 183V184H172ZM192 184H194L193 182H191ZM211 183V182H210ZM213 184L215 183L216 185L217 184H219V181H214V182H212ZM221 183H223V182H221ZM228 182H226V183H224V185L225 184H227ZM232 183V184H233ZM243 183V182H242ZM259 183H257V184H259ZM96 184V183H95ZM129 184H131V183H129ZM138 185H140L139 184V182L137 183ZM136 184V185H137ZM143 184H144V182H143ZM149 184V183H148ZM153 184V183H152ZM176 184V183H175ZM187 184V183H186ZM229 184V183H228ZM231 184V185H232ZM243 184V185H244ZM259 184V185H260ZM89 185H87V186H89ZM98 185H100L101 187H104L105 185H106V183H105V185L104 186H102L101 184H98ZM97 185V186H98ZM120 185V186H119ZM135 185V184H134ZM135 185V186H136ZM137 185V186H138ZM155 185V184H154ZM160 185V184H159ZM166 185H170L168 182H167V184ZM223 185V186H224ZM230 185V184H229ZM229 185L227 186V187H225V188H228L229 189ZM234 185V184H233ZM236 185V184H235ZM235 185H234V190H233V188H232V191H236L237 190V192L238 191H241L242 189L238 186V188H240V189H235ZM238 185H242V184H238ZM249 185V186H250ZM92 186H95L94 184L92 185ZM91 186V187H92ZM96 186V187H97ZM99 186V187H100ZM106 186H108V185H106ZM117 186V187H116ZM127 186V185H126ZM130 186V185H129ZM153 186V185H152ZM171 186H173V184L171 185ZM210 186V185H209ZM211 186H212V184H211ZM214 186V185H213ZM220 186H222V185H219V187ZM226 186V185H225ZM237 186V185H236ZM255 186V185H254ZM206 187V186H205ZM204 187V188H205ZM215 187V186H214ZM213 187V188H214ZM218 187V186H217ZM216 187V188H217ZM233 187V186H232ZM242 188H243V186H241ZM245 187V186H244ZM251 187V186H250ZM249 187V188H250ZM55 188H56V190H59V189H68V188H70L68 191L67 190H61V191H55V192H53V191H51V190H55ZM59 188V189H58ZM84 188H86V186L84 187ZM132 188V187H131ZM212 188V187H211ZM210 188V189H211ZM223 188V187H222ZM224 188V189H225ZM246 188V187H245ZM245 188H244V191H245ZM257 188H259V186L257 187ZM256 188V190H259L260 191V188L259 189H257ZM263 188V187H262ZM35 189H41V190H48L49 192H46V193H32L31 192V190H35ZM121 189V191H123ZM127 189V188H126ZM208 189V188H207ZM221 189V188H220ZM12 190H18V191H12ZM75 190H77V189H75ZM230 190V189H229ZM228 190V191H229ZM263 191H264V188L262 189ZM262 190H261V192H260V194L261 193H264V192H262ZM20 191V192H19ZM36 191V190H35ZM38 191H40V190H38ZM51 191V192H50ZM120 191V192H121ZM145 191V190H144ZM210 191V190H209ZM251 191L252 190H250V189H248V192H250L251 193ZM17 192H19V193H17ZM29 192V193H28ZM132 192V191H131ZM226 192V191H225ZM242 192V191H241ZM124 192H122L121 194H123ZM130 193V192H129ZM128 193V194H129ZM185 193H187V192H185ZM236 193V192H235ZM244 193V192H243ZM133 194H135V193H133ZM181 194V193H180ZM201 194V193H200ZM199 194V195H200ZM202 194H204V193H202ZM219 194V193H218ZM239 194V197H240V202L241 201H243L244 202V199H242L241 200V198H243L244 197V195H243V197H241V194L240 193H238ZM125 195H126V193H125ZM130 195V196H129ZM128 196L129 197H131V194H129ZM183 195V194H182ZM182 195L180 196V197H182ZM187 195V194H186ZM198 195V194H197ZM197 196L196 197V199H194L192 202H191V204L190 205H186L187 207H184V209L182 210V211H184V212H186L185 210H187V212H188V214H187V217L185 218L186 220L185 221H190L189 223L191 224V225H188V226H193V228H191V233H189V231H188V233L189 234H191L189 237L191 238V240H193L192 238L193 237H191L192 236V232L194 231H192V229H194L195 228V226H196V231L197 232H199V233H197V235H201L202 236V234L204 233V230H202V231H200L201 229H202V227H203V229H207L208 231L210 230V227H213V225H211L209 222H208V219L205 217L206 215H213L215 218H216V225H214V227L213 228H215L216 229V231L217 232H215L214 230V234H218L217 236H218V238L216 237V239H214V242L216 241L217 242V247H218V249L216 250L214 247V249L216 250V252L218 251V250H220L221 248H223V250H224V248L225 249H227L229 252H232L238 245V247L237 248H241L242 246V248L243 249H247L246 247L247 246H249L248 244H250V240H251V242H252V240L253 239H249V241H248V239L246 238V237H248L247 236V234L245 233V232H247V230H246V228L244 227V225L242 226L241 225V227L239 226L238 228H235V229H233V228H231L230 226H228L227 225V223H229V220H228V222L226 223V216L228 215V212L230 211H226L227 213H218L217 215H216V213L214 214H212L211 213V211H208L207 213H205V214H201L199 211H197V209H196V206H195V203H196V201H198V200H200L201 198V195L200 196ZM250 195V197H251V194H249ZM262 195H264V194H262ZM261 195V196H262ZM134 196H136V195H134ZM179 197V196H178ZM229 197V196H228ZM238 197V198H239ZM249 197V198H250ZM215 198V197H214ZM222 198V197H221ZM226 198V197H225ZM237 198V197H236ZM245 198V197H244ZM79 199V198H78ZM132 199V198H131ZM170 199V198H169ZM216 199H217V197H216ZM220 199V198H219ZM218 199V200H219ZM27 200H29V201H27ZM153 200V199H152ZM167 200V199H166ZM203 200V199H202ZM210 200V199H209ZM225 200V199H224ZM237 200V199H236ZM235 200V201H236ZM246 200H247V198H246ZM245 200V201H246ZM255 200V199H254ZM254 200H249V202L251 201H253V203H254ZM257 200V199H256ZM33 201H34V203H33ZM149 201V200H148ZM234 201V200H233ZM238 201V203H240ZM63 202V201H62ZM152 202V201H151ZM224 202V201H223ZM223 202H220V204L221 203H223ZM231 202H232V200H231ZM250 202V204H252ZM257 203H258V201H256ZM255 202V203H256ZM29 203H31V204H29ZM218 203V202H217ZM234 203H236V202H234ZM248 202H246V204H247ZM254 203V206L256 207V205L257 204H255ZM212 204V203H211ZM227 204V203H226ZM230 204V203H229ZM245 204V206H249V205H246ZM34 205H37V206H34ZM156 205V204H155ZM228 205V204H227ZM240 205H243L242 204V202L240 203ZM259 205V204H258ZM257 205V206H258ZM263 205H264V202H263ZM50 206V205H49ZM161 206V205H160ZM210 206V205H209ZM219 206V205H218ZM230 206V205H229ZM250 206H252V205H250ZM254 206L253 207H251V209L252 208H254ZM214 207V206H213ZM264 207V206H263ZM262 206H261V208H263ZM49 209H50V207H48ZM145 208H148V207H145ZM154 208V207H153ZM160 208V207H159ZM217 208V207H216ZM220 208V207H219ZM225 209H226V207H224ZM243 208V207H242ZM259 207H256V209H258ZM155 209V208H154ZM221 209V208H220ZM250 209V210H251ZM255 209V208H254ZM255 209V210H256ZM260 209V208H259ZM255 210H252V211H254L255 213L257 212V211H255ZM262 210V209H261ZM67 212V213H69V217H66V216H64L63 218H60V216L62 215V213L61 212ZM181 211V212H182ZM218 211V210H217ZM220 211V210H219ZM225 211V210H224ZM249 211V210H248ZM252 211H250V212H252ZM175 212V211H174ZM221 212V211H220ZM232 212V211H231ZM263 212H264V209H263ZM180 213V212H179ZM243 212H241V214H242ZM261 212L259 211V215H258V212H257V216H258V218H260L261 220H264V213H262V214H260ZM182 214V213H181ZM185 213H183V215H184ZM222 214L224 215H226V216H224V218H223V216H222ZM232 214V213H231ZM240 214V213H239ZM251 214H253V213H251ZM92 215V216H91ZM168 215V214H167ZM172 215H174V214H172ZM182 215V216H183ZM235 215H236V213H235ZM45 216V217H44ZM111 216H113V217H118L117 219L118 220H120L121 219V221H120V223L122 222V226H129V229H128V227H127V230H125V228H124V230L122 229H119V228H122V227H119V226H115V225H117L116 223H115V225H113V227L115 226V227H119L118 229H116V232L115 231H112V232H114V233H110L109 235L110 236H112L113 234L114 235H116V239L115 238H113V239H115V240H113V243H111L112 241H107V240H105V239H107V238H109V236H107L106 238L104 237V236H106L108 233L106 232V231H108L109 229H105V227H107L108 225H107V223L106 222H108V224L109 223H113V221H112V219H109V218H111ZM177 216H179V215H177ZM177 216L175 217V218H177ZM181 216V215H180ZM212 216V217H213ZM230 216V215H229ZM239 216V215H238ZM250 216V215H249ZM247 217V216H243L242 218H241V221H246L248 218H252V220L254 221V219H255V216H254V218L253 217ZM256 216V217H257ZM112 217V218H113ZM183 217H185V216H183ZM109 220H111V221H108V219ZM115 218H113V219H115ZM170 218V217H169ZM174 217H172V220H174L173 219ZM230 218H231V216H230ZM258 218H257V220H258ZM96 219V220H95ZM147 219V218H146ZM146 219H144V221L146 220ZM167 219V218H166ZM171 219V218H170ZM232 219H234V218H232ZM127 219H125V221H126ZM140 220V219H139ZM143 221V220H142ZM144 221H143V223H144ZM150 221V220H149ZM149 221H148V223H149ZM156 221V220H155ZM164 221V220H163ZM248 221V220H247ZM252 221V222H253ZM114 222H115V220H114ZM119 222V221H118ZM127 222H128V220H127ZM147 222V221H146ZM145 222V223H146ZM250 222V221H249ZM251 222V223H252ZM144 223V224H145ZM171 223H173V221L171 222ZM178 224H179V222H177ZM185 222H183L182 221V225L184 224ZM188 223V222H187ZM187 223H185L186 224V226H187ZM254 223V222H253ZM88 224H90L89 226L91 227L89 230H91V231H94L93 232V234L95 233V234H97L98 233V235L97 236H94L92 233H91V231H90V233L88 232V231H86L87 229V227H89L88 226ZM106 224V226H104ZM119 224V223H118ZM124 224V225H123ZM194 224V225H193ZM85 225H87V226H85ZM139 225V224H138ZM146 225V226H145ZM144 226L147 228V223L145 224ZM256 225V227H257V229L256 230H259V228H258V225L256 224V222H255V224H254V226ZM111 226V225H110ZM151 225L149 226L150 227V229L151 228H153ZM169 226V225H168ZM185 226V225H184ZM188 226H187V228H188ZM247 226V225H246ZM251 226V225H250ZM253 225H252V228L254 227ZM84 227H86L85 229H84ZM113 227H111V228H113ZM180 227V226H179ZM178 227V228H179ZM255 227V228H256ZM141 228V227H140ZM175 228L177 229V227L175 226ZM184 228V227H183ZM183 228H181L182 230H183ZM186 228V227H185ZM186 228V229H187ZM199 228H201L200 230H199ZM213 228H211V230L213 229ZM251 228V229H252ZM255 228H253L252 230H251V232L253 231H255L253 234H255L256 232L257 233H259L258 231H256L255 230ZM84 229V230H83ZM113 229H115V228H113ZM160 229H161V227H160ZM163 229H165V228H163ZM163 229H161L162 231H163ZM186 229H184V230H186ZM205 229V230H206ZM262 229H264V228H262ZM106 230V231H105ZM112 230V229H111ZM160 230V231H161ZM166 230V229H165ZM179 231H180V229H178ZM189 230H190V228H189ZM199 230V231H198ZM206 230V231H207ZM210 230V232H212ZM103 231L104 232H106L105 234H104V236H103V234H101V233H103ZM125 231V232H124ZM127 231V232H126ZM196 231L194 232V233H196ZM248 231H249V229H248ZM15 232V233H14ZM97 232V233H96ZM166 232V231H165ZM181 232H183V231H181ZM115 233H117V234H115ZM164 233V232H163ZM163 233H161V234H163ZM184 233H186L187 234V231L186 232H184ZM184 233H181L182 235H181V237L183 236L184 237ZM248 233V232H247ZM94 236V237H96V238H91L90 236H92V235ZM207 234L209 235V233L207 232ZM210 234H212V233H210ZM250 234H252V233H250ZM252 234V235H253ZM159 235H160V233H159ZM158 235V236H159ZM167 235V234H166ZM188 235V234H187ZM186 235V236H187ZM197 235L195 236V237H197ZM204 235V237H205V235H206V233H204L203 234ZM208 235H207V237H208ZM244 236L245 238H241L242 240L243 239H245V240H247L246 242L248 243L247 244V246H245V248H244V245L246 244H244V245H241V243L243 244V241H239V239H240V237L241 236ZM260 235V234H259ZM263 235H264V233H263ZM144 238H143V237ZM145 236H147L146 238H145ZM162 236V235H161ZM174 236H176L175 234H174ZM179 236V235H178ZM186 236H185V238H186ZM194 236V235H193ZM211 236V235H210ZM254 236V235H253ZM67 239H69V240H66V238ZM114 237V236H113ZM143 238V239H145V240H143V241H141V239H139V238ZM160 237V236H159ZM164 237V236H163ZM180 237V238H181ZM183 237H182V239H183ZM189 237L188 238H186V240L187 239H189ZM195 237H194V239H195ZM203 237V236H202ZM214 237V238H215ZM251 237V236H250ZM264 237V236H263ZM65 238V239H64ZM111 238V237H110ZM179 237H177V239H178ZM197 238H201V237H197ZM210 238V237H209ZM64 239V240H63ZM176 239V238H175ZM176 239V240H177ZM182 239H181V242H179V244L180 243H183V241H182ZM207 239V238H206ZM240 239V240H241ZM109 240V239H108ZM121 240V241H120ZM154 240H156V239H154ZM190 240V239H189ZM190 240V241H191ZM196 240V239H195ZM198 240V239H197ZM200 240H202V238L200 239ZM200 240H199V242H200ZM208 240H210V239H208ZM213 240V239H212ZM245 240H244V242H245ZM115 241V242H114ZM148 241V240H147ZM167 241V240H166ZM175 241V240H174ZM177 241H179V240H177ZM185 241V240H184ZM188 241V240H187ZM148 242H150V241H148ZM189 242V241H188ZM205 241L203 240V243H202V241H201V243H202V245L204 244V246L205 247H207L205 244H208L207 242L206 243H204ZM209 243H210V241H208ZM216 242L215 243H213V242H211V243H213V244H216ZM241 242V243H240ZM254 242H255V240H254ZM254 242H252L251 244H253ZM111 243V244H110ZM115 243V245H118L117 247H121V244H120V246H119V244H116ZM160 243H161V241H160ZM166 243V242H165ZM185 243H186V241H185ZM198 243V242H197ZM81 244H83V245H81ZM151 244H153L152 243V241H151ZM170 244V243H169ZM187 244H189V243H187ZM130 245V246H129ZM147 245V244H146ZM163 245H165V244H163ZM183 245V244H182ZM196 246H194V247H192V249L193 248H197V244H195ZM114 246V245H113ZM187 246L188 245H186V247L184 246V248H187ZM199 246V245H198ZM204 246H201V244H200V246L199 247H204ZM210 246V245H209ZM213 246H215V245H213ZM241 246V247H240ZM116 247V246H115ZM149 247V248H148ZM153 247V246H152ZM162 247V246H161ZM177 247H178V244H177ZM180 247V246H179ZM178 247V248H179ZM183 247V246H182ZM189 247V246H188ZM220 247V248H219ZM114 248V247H113ZM113 248H111V249H113ZM163 248H164V246H163ZM191 248V247H190ZM189 248V249H190ZM195 248V249H196ZM211 250H210V252L207 250V251H205V252H209V253H211L212 252V255L211 254H208V253H203V248L201 249L200 248V250L202 251H200L201 253V256H202V253L204 254V255H210V257L212 256L213 257V259H214V257L215 258H217V257H220L221 258V260H222V256H219L220 254H218L217 256H216V254H215V252L214 251H212V250H214V249H212L211 247H209ZM107 249H109L108 251H110L111 249L110 248H107ZM119 249H121V248H119ZM192 249H190V250H188V251H191ZM198 249V248H197ZM115 248H114V251L113 250H111V251H113L114 253H115ZM141 250V249H140ZM153 250V249H152ZM152 250H150L151 252H152ZM155 250V249H154ZM180 250H181V247H180ZM179 250V251H180ZM183 250V249H182ZM186 250V249H185ZM236 250V249H235ZM117 251H119L118 249H117ZM122 251V250H121ZM158 251V253H156ZM161 252H162V250H160ZM193 251V250H192ZM191 251V252H192ZM195 251V250H194ZM199 251V250H198ZM221 251V250H220ZM220 251H218V252H220ZM242 251H246V250H242ZM61 252H63L65 255H59V253L61 254ZM120 252V251H119ZM132 252V253H131ZM142 252V251H141ZM146 252H148L149 254L148 255H146ZM164 252V251H163ZM176 252V251H175ZM186 252V251H185ZM221 252H223V251H221ZM227 252V251H226ZM73 253H74V255H73ZM106 253V254H105ZM104 253V255H106V257H108V259H110L109 258V256L111 257V256H113V255H107V254H109L108 252H105ZM178 253V252H177ZM180 253V252H179ZM183 253V252H182ZM198 253V252H197ZM215 255H214V254ZM233 253V252H232ZM243 253V252H242ZM241 253V254H242ZM248 253V252H247ZM119 254V253H118ZM133 254V255H132ZM152 254H154V252H152ZM193 254V253H192ZM199 254V255H200ZM222 255L224 254V252L223 253H221ZM244 254V253H243ZM98 257H97V256ZM100 255V256H99ZM103 255V254H102ZM128 255V256H127ZM137 255V256H136ZM198 255V254H197ZM91 256H93V257H91ZM96 256V257H95ZM143 257V258H141V257ZM162 256H163V253H162ZM174 256V255H173ZM194 256V255H193ZM192 256V257H193ZM243 256V255H242ZM101 258V259H98V258ZM116 257V258H117ZM156 257V256H155ZM167 257H169V256H167ZM190 257V256H189ZM195 257V256H194ZM209 257V256H208ZM225 257V256H224ZM223 257V258H224ZM244 257V256H243ZM247 257V256H246ZM116 258H114L115 260H116ZM128 258H127V260H128ZM163 258V257H162ZM165 258H166V256H165ZM181 258V257H180ZM196 258V260H197V257H195ZM195 258H193V259H195ZM198 258H200V256L198 257ZM219 258V259H220ZM239 258V257H238ZM245 258V257H244ZM118 259V258H117ZM130 259L128 260V261H130ZM148 260V263H146L147 261H145V260ZM168 259V258H167ZM189 259V258H188ZM203 259H204V256H203ZM211 260H212V258H210ZM237 259V258H236ZM235 259V260H236ZM240 259V258H239ZM249 259L250 258H246V259H244V260H238V261H234V262H237V263H241V264H261V262H260V259H257V258H255V259H253V260H251L250 262H249ZM114 260V261H115ZM118 260V261H119ZM152 260H153V258H152ZM161 260V259H160ZM163 260H165V259H163ZM171 260H173L174 262H175V260L174 259H171ZM195 260V261H196ZM200 260H202L201 258H200ZM206 260V259H205ZM208 260V259H207ZM206 260V262L208 263V261ZM216 260V259H215ZM220 260V261H221ZM111 260H109V264L111 263L110 262ZM117 261V260H116ZM115 262V263H119V262ZM143 261H145V262H143ZM169 261V260H168ZM179 261V260H178ZM184 261V260H183ZM190 261V260H189ZM192 261V260H191ZM202 261H204V260H202ZM239 261H242V262H239ZM150 262V263H149ZM154 262V261H153ZM172 263L171 262V264H175V263ZM205 262V261H204ZM205 262V263H206ZM210 262V261H209ZM107 262H105V264H106ZM114 263V262H113ZM160 264H162L161 262H159ZM178 263V262H177ZM176 263V264H177ZM181 263H183V262H181ZM190 263V262H189ZM213 263V262H212ZM108 264V263H107ZM112 264V263H111ZM120 264H124V263H120ZM126 264V263H125ZM155 264V263H154ZM158 264V263H157ZM168 264V263H167ZM179 264V263H178ZM185 264H188V262L186 263L185 262ZM192 264V263H191ZM195 264H196V262H195ZM197 264H198V262H197ZM200 264V263H199ZM202 264V263H201ZM229 264V263H228Z\"/></svg>",
	"mask_w": 264,
	"mask_h": 264
}]
</instances>
